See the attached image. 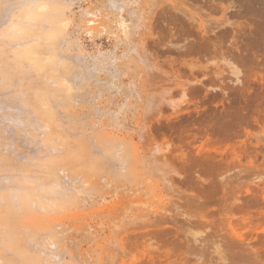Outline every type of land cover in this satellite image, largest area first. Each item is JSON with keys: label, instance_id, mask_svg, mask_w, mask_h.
Masks as SVG:
<instances>
[{"label": "rangeland", "instance_id": "rangeland-1", "mask_svg": "<svg viewBox=\"0 0 264 264\" xmlns=\"http://www.w3.org/2000/svg\"><path fill=\"white\" fill-rule=\"evenodd\" d=\"M2 1H1L0 5L3 3ZM13 1L16 2V1H20V0H13ZM13 1L12 0H8V1L7 0H4V2L6 3V5L3 6V4H4L3 3L2 6H0V8L1 7L2 8L3 7H5V8L7 7V9H8V6L7 5H9V3L10 2H13ZM66 1H70V3L66 6V9L62 10L64 12V13L63 12L62 13H63V17L64 18L70 19V21L72 22V23L70 22L69 25L67 26V28L65 29V33L67 31L66 36L68 34V36L65 37V38H67V40L69 39V41H67V43H69V46L66 43H63L61 40L59 41L60 38H58V40H57V42L59 41L58 44H60V42H62L61 47L59 48V46H58L59 50L61 51L64 48L66 50L64 53H60V54L61 55L62 54L63 55L65 54L66 56L63 57V55H62V56L59 57L60 54L59 55L57 54L58 57H56L54 59V61L52 62V65L51 66L45 64L44 66L40 67V70H39V68H36L35 69L34 67H32L27 61H21L22 63L21 62H15L14 57H13V54H11L12 53L11 52V49H8V47H7V46H9V44H7L8 42H6L7 40L4 37H3L4 40H0L1 41L0 45L2 44V42H4V43L7 44V45L6 44H3V45L0 46L1 47L0 48L1 49L0 50V64H2V65H0V67L2 66L1 67L2 69L4 67L3 76H5L4 80L3 81L1 80V81L4 84H6L5 87H3V88H6V87L8 88L7 90L5 89L6 92L10 91V89L11 90L13 89L12 90V93H10V96L19 95L20 94V93L18 94L16 92V89L17 88L23 87L21 90L24 89L25 91H26V89H28L27 92H25V93H28V94H25V96L24 95H19V96L27 97L28 99L30 98L29 100H32V101H28V99L25 98L23 101L25 102V100L26 99L27 100L24 103L21 100V98H23V97H21V98L20 97L18 98L17 96L10 97L9 95H6L7 98L5 99L4 96H5V93L6 92H5L4 89L1 88V86H3L2 85L3 83H0L1 84L0 88L3 91V93H4V96H3V93L0 90V94L2 93L0 95V97H2V98L4 97V99H5L4 100V99L0 98V105H1V103H5L6 102L5 105H7V103H8V105L11 104L12 107H11V105H10V107L12 109H14L16 107V105L18 107L19 106L18 104L20 103V105H22L21 107L26 108L27 106H25V105H27L30 102L28 104V106H29L28 108L30 110L27 108V114H28L27 116L22 115V114H25L26 113L25 112L26 109H23L21 107H18V110H20L19 108H21V110L23 109L24 112L23 111H20L21 112L20 113L19 111L17 112L15 110H11L8 107H7L8 108L7 109L4 104L0 106V108L2 107L1 109L4 110V111H2V110L0 111V112H2V116H4L3 115V112H4V114L6 113L5 114L6 117L4 116V118H3L5 122L0 117L2 119V120H0V126H1L0 127V131H1V128L4 129L5 131H7L6 128H5L7 125H8L7 127L10 128V130H8V133L7 134H4L6 136V138L2 134V131H4V130H2L0 132L1 133V135H0V142H3L4 139L7 141V142L4 141V143H2L1 146H3V147L0 146V150H1V152H0V156H1L0 157V168H1L0 169V174L1 175L3 174L5 176V177L2 176V178L3 177H4V179L6 178V181H3V179L1 180V178H0V186L3 185V190L1 188V191H3V192L1 194L3 196H5V199L7 198L8 202L14 203V202H16V200L15 199H11L12 193L10 191H13L12 190L13 189V186H11V185H14L15 187L21 188L22 190L25 187L26 188L32 187L31 183H35V184L39 183L40 186H43V187H45L44 185H46V184L47 185L48 184L50 185L52 183V180H54V179L49 174H47V173H50V170H49V166H45V165H47V164L50 165L49 164L50 163L49 161H50V159H52V157L54 158L56 156L63 155V156H67L68 157V160H70L73 163V167L69 163H66L67 165L65 164L64 166H65L66 169L68 168L67 170H65V169L63 170L62 169V168H64V166L61 167L62 170H57L60 167H58L56 169L57 172L55 171V176L57 178L55 176H54V178L59 180V181L58 180L57 181L60 182V188L63 186V185H61V183H64L65 182V181H62L61 182V179L64 178V176L68 175V173H71V174L72 173H74V174L76 173V172H74L76 170V167L74 166V164L77 166V168L78 167L80 168V169L78 168L77 170L79 171V175H81V177H78L76 175L77 174L76 173L75 175L78 177V180H76V183L77 184L74 183V182H72L73 179L71 180L72 185H70L71 184L70 181H69L70 184H69V182L66 183L67 184L66 187L69 184V186L66 188L67 190H69V192L66 191V189L64 188L65 186H63L61 188L62 190H59L58 189V191L62 192L63 189H64L66 191L65 193H67V194H64V195L67 196L70 193V190L75 189V188H78V187L79 188L80 187H83L82 188L83 190L78 188L79 190L78 189L74 190V193L73 194L71 192L72 195H75L74 198L69 194L67 197H64L65 200L66 201L69 200V202L71 203V201L72 202H74V201L75 202L76 201H78V202L81 201L82 202L83 200L86 199L87 201L85 200V203L87 202L88 205H89V203L90 204L92 203V204L88 207L87 204L85 205V203H83V202L82 203L84 205L83 204L81 205L80 202L78 204H77V202L76 203L75 202L74 203H71V204H69L70 207L67 206L69 208V209L68 208L67 209L68 210L71 209L72 211L71 210L70 211L72 213H69V211H68L67 213L65 212L66 214L63 213V214H60V215L59 214L55 215L54 213H53L54 215H52L51 213H49L50 215H48V213L45 210H44L45 212H43L42 210L41 211L39 210L40 209V206L38 204H37L38 206L36 205L37 207H34L35 205L34 206H31V202L29 203L31 209L28 206V204L25 206V208H24L23 211H21V210L18 211L15 208V213L17 215L16 218L20 216V220H21V217H22V220L26 219L25 220L26 223H29V224L32 223V222H33L32 224L39 223L40 222L39 219H43L41 217H44L43 215L46 213L45 214V217H46L45 219H49V218L50 219H56L57 217H59L60 219L57 218L56 221H57L58 225L62 227V228H60L58 225L56 226L57 223H56V221L53 220L54 222H53V225L52 226H54V228L52 227L51 231H53L52 234H54L55 238L58 240V241L56 240L58 242V243H56V245H58V246L55 245V248H58L59 247L58 248L59 251L56 250V249H55L56 250L55 251V250H53V248L51 246H48L47 245V243H48L47 240L49 239L48 237H50L49 235L51 234L50 233L51 231H47V230H45V231L42 230L41 231L40 229H36L35 226H32L34 228L30 229V231L32 230L31 233H29L30 232L29 230H28L29 232L26 233L23 230V226H21V229L23 230V231L21 230V232L23 234V238L21 239V244H23V241H25L24 244L22 245V247L25 245V247H26L27 250L30 249V251L28 250V254H30V256H34L35 257L34 254L36 253V256H38L40 258V260L42 259L41 260L42 263H43L44 260H48L50 262L53 261L54 264H57L58 261L60 262V259L62 260V263L61 262L60 263L58 262V264H63V262H65V261H66V263H64V264H71L73 261H75V262L77 261L78 264H82V263L83 264H104V263L105 264H110L111 261H112L111 259H113V260H116L117 259L118 260V261L117 260L114 261V263H112V264H122V263L123 264L124 263L125 264H131V263L132 264L133 263L134 264H143V263L144 264H147L146 262H148V264H150V263L151 264L152 263L156 264L155 262H157L158 264H165V263L166 264H255V263L256 264H258V263L259 264L260 263L261 264H264V257L262 256V255H264V243H263L264 242V239H263L264 238V218H263L264 217V215H263L264 214V212H263L264 211V208H262L261 205H260L261 207L258 206V205H255L256 202L254 201V196H253V194L255 193V190L258 191V193L260 191H263V192H260V193L261 194L262 193L264 194V65L263 66L260 65L258 67L257 66H254V67H257V68H254L251 71L245 72L246 73V76L248 77V80H247L248 83L247 84H249L250 87H251V90L249 91V94L247 95V97L245 99L239 98L238 96H236V97L230 96L228 98V100H225L224 98H221V94H222V91L223 90L220 87L214 86L213 84H211V83L208 82V80H209V78H211V76H209V75L203 76V74H202V71L203 70H205L207 68L210 69L211 67H213V64L211 63V61H210L209 58H206V57L199 58V57H196V56L195 57H193V56L192 57H187V58H184L186 60V63H185L184 61H181L179 59V57L173 52V49L177 47V41L174 40L173 38H171L170 33L168 32L167 28L165 27V23L163 22L164 21L163 20V11H164V8L166 7L165 1H162V0H133V1H136L137 3H134V5L132 3V5L131 4L129 5V7L127 6V9L125 11L119 13L120 16L118 15V17L116 16V18L114 17V19H113V15H116V13L115 14L113 13V12H115V10L114 11L111 10L112 7L109 5L110 3H108V0H66ZM129 1H131V0H129ZM16 6H18V3H14L13 7H12V3H11V7L13 8V10H10L9 12L16 11L17 10V9L15 10V8H17ZM131 6L134 9L137 8L135 10H136V14H137V12H139L138 13L139 16H137L135 14L132 17L130 16V11L129 10H131V8H130ZM9 7H10V5H9ZM68 7H70V8L68 9ZM83 9H85V10H83ZM94 9L95 10H98V11L100 10L98 12V16H99L98 22L101 24V26H104V28H102L101 26H97L93 30V32L91 33V35H89L86 32V30H85V28H86L85 27V24L82 22L83 21V13L85 11H95ZM0 10H2V9H0ZM3 10H5V9H3ZM141 11H143V12H141ZM140 12H141V14H140ZM0 13H1V11H0ZM3 13L4 12H2L0 14V16L3 15ZM212 14H213L211 16L212 18L210 17V19H213V20H217V19L219 20L222 17L221 16L222 14H220L218 12H215V13L213 12ZM128 15H129V17H128ZM5 17L6 16H4L2 18L4 20H6ZM137 17H138V20H139V22H138L139 23V26L138 25H135L134 27L136 28L138 26L137 27L138 28V31H140V29L143 28L141 30V32H143L145 30L143 33L140 32L141 34L140 33H135V32H137V30H134V33H133V35H134L133 38L135 37L133 40H135L134 43L136 44V48H138L137 52L142 57V59L145 58L144 59L145 62H142V63L140 62L141 60H138L139 59L138 58V54L133 53V52L129 53L128 52L129 47H127V45H125L123 42H121L122 37H121V34L119 32L120 30H119V27H118V19H122V20H124L125 22H128V23L131 22V20H132V22L135 24V21H137L136 20ZM84 19H85V17H84ZM76 23H78L80 25V26L78 25L77 28H76V25H77ZM80 23L83 24L84 26H82ZM140 23H141V27H140ZM146 23L148 25L147 28L149 27L148 29L145 27L146 26ZM70 24H71V26H70ZM0 26L1 27H4V26H2V24H0ZM44 27L46 28L47 25L44 24V26H42V28H44ZM139 27H140V29H139ZM81 28H82V30H80ZM0 30H2V28H0ZM135 34H136V36H135ZM64 36H65V34H64ZM0 38L3 39L1 37V35H0ZM74 42H75V45H74ZM3 46H5V47H3ZM43 47L46 49L45 51H47V47L46 46L42 45V46L39 47V53H40V55L42 57L45 54V52L43 54H41L42 53V49L44 50ZM62 47H64V48H62ZM4 48H5V51H4ZM9 48H10V46H9ZM58 48L56 50L57 53L60 52L58 50ZM6 49L7 50H10L9 53H8V51ZM166 50H168L169 52H165ZM148 52H152L153 56L150 53H148ZM4 53H7V54L5 55ZM111 53L118 59V61L116 62V65L119 66V68H120L119 71L121 72V75H120V84L124 85L125 87H127V84H129L128 85V88L131 87L132 84H133L134 87H137L139 89L138 90V93L141 92V95L140 96H141V99L142 100H140L138 97H136L135 96L136 95L135 93H132V92L128 91L127 90L128 88H126L125 90L122 89V91L119 93V92L115 91V89H110L109 90L107 87H105L104 82L109 80V78L107 77V75L110 76V74L108 73L107 70H110V69L112 70L111 67H108V68L105 67L103 70L102 69L101 70L100 69H95V70L94 69H91V68H93V67H90L92 65V63H93V61H91V58L93 57V55L94 56H97L98 54H111ZM67 55H68V57H67ZM78 55H79V57H81L80 59H78L79 58ZM61 57H62V59L64 58L63 61L65 62L66 66H67V64L69 65V63L74 62L75 68L77 66L76 69H73L74 72H72L73 70L70 71V69L73 68L72 65H71L72 66L71 68H70V65L68 66L70 69H66L68 67H65V65H64L65 69H63L61 67V64L62 63L58 64L59 60H57V59H61ZM65 57H67L68 59H66ZM72 57H73V59H72ZM75 57L77 58V60H76ZM74 58H75L76 61L74 60ZM65 60L67 62L69 60V62L67 63ZM71 60H72V62H71ZM1 61H3V62H1ZM75 62H77V63H75ZM103 62H105V61H103ZM150 62H151V64H150ZM53 63H57V65L55 64V66H54ZM154 63L155 64H158V65H153ZM188 63H192L194 65V67H190L188 65ZM3 64H4V66H3ZM22 64H24L23 66H26V67H22ZM147 64L148 65H151L152 68L155 67V68H153V70H151L152 72L159 73L158 75H160L161 73H163L162 76L165 79L167 78L166 80L169 81L167 83H172L171 81H174V79L176 78V75H178V76H184V77H181L184 80L185 76H187V77L190 76L189 73H190V69H191L192 71H194V75L197 77V80H200L203 83H208V85H211V87H209V91L208 92L209 93H215L214 95H212V96H214V99H212L211 98L212 96H210L209 97L210 98L209 101H206L204 103L202 102L201 104L199 103L197 106H194L193 103H191V101L186 100V99L185 100L177 101L178 104H180V108H181V110L177 114L176 113L174 114L173 113L174 111L170 110L169 108H165V109H168V111L164 109L162 112H158L154 108H151V109L148 108L147 109L146 104L144 105L146 96L147 95L148 96H150V95H154V96L159 95L160 94L159 88H158V91H156V92L154 91L155 90L154 88H156V90H157L156 84L159 87L162 84V83L160 84V83H157V82L154 81L155 77H156V79H155L156 81L159 80V78H157L158 75L157 74L153 75V73L151 74V72L148 71V69H150V68L145 67V66H147ZM84 65L87 66V68L89 67L88 73H91V75L88 77V75L85 76V74H84V77H82V79L83 78L84 79L82 81L86 82V84L84 85L82 83V87H83V85H84V87L81 88L80 87L81 86V82H77V81H80L81 79L78 80L75 77L76 76L80 77V73L83 72L82 66H84ZM78 66L79 67L81 66V67L78 69ZM157 66H159V67L157 68ZM6 67L8 68L9 71L6 69ZM16 67H17V69H16ZM18 68L20 70H18ZM5 69H6V71H5ZM53 69H54V71L58 72V74L60 73L59 74L60 75L59 77H65L64 74L66 73L67 75L66 74L65 75H66V78H67L68 77V74H69V72H67V71L72 72V74H69V77H70V75H73V73H74V75H75L74 76V80L77 79L76 82H77V86L80 85V86H78L79 88L77 86H75L76 83H74V82L72 83V85H74V86H71V88L74 87V89H73L74 91L69 90L70 87L68 88V86H64V85L62 86L60 84H59L60 85L59 86L56 83V81H55V79H57L58 76H55L54 73H51V72H53ZM16 70H18L17 72L19 74L16 72ZM58 70H60L61 72L63 71V72L61 73ZM10 71L12 72L11 74H10ZM13 71H14V73H17V75L16 74H13ZM20 71H21V73H20ZM42 71L45 72V73H43ZM47 71H49V73ZM64 71H65V73H64ZM145 72L150 73V75L152 77H150L149 74H147ZM83 73L88 74L87 71H86V67H85V71ZM83 73H82V75H83ZM36 74H38V75H36ZM243 74H244V71L242 70V74L240 76H242ZM21 75H22V77L24 76V80L26 78H28L29 76L32 77V78H28L29 80L32 79L31 82H26V81H29L27 79L24 81L23 78L21 77ZM43 75H45L44 76V79H43ZM61 75H63V76H61ZM13 76H14V78H13ZM46 76H48V77H46ZM153 76H155V77H153ZM11 77L14 80L16 79L17 82H20V83H21L20 80L22 78L23 83L26 82V84L25 83L24 84L21 83L20 85L18 84V86H17L16 80L15 81L12 80ZM49 77H51V78L54 79L55 84H57L56 87H55V84L53 82V79H51ZM72 77H70V78H72ZM19 78H20V80H19ZM33 78L36 79V81L34 79V82L35 83L33 82ZM149 78H151V79L153 78V79L150 81ZM45 79L46 80L49 79V80H52V81L50 82L48 80V84H46V80ZM147 79H148V82H147ZM10 80L13 81V82H11ZM74 80L72 78L71 81H74ZM39 81H41V82H39ZM68 81H69V78L67 79V85L69 84ZM165 81H164V83H165ZM9 82L11 83V85L13 83V85L11 87H9V85L7 86V83H9ZM14 82L16 84H14ZM49 82L51 83V85L53 84V87L51 85H49L50 84ZM43 83H44V86H43ZM22 84H23V86H22ZM152 84H154V85H152ZM26 85H29V86L31 85V87H29V86L26 87ZM45 85H46V88H44ZM70 85H71V82H70ZM47 86H49V88ZM50 86L52 88H55V89H53L54 91L50 88ZM133 86H132V88H133ZM60 87H62V88H60ZM75 87H77V90H76ZM95 88H97V89H95ZM228 88L229 87H227L225 89V92L232 93L234 91V89L227 90ZM39 89H40V92H35V90L36 91L37 90L39 91ZM148 89H149V91H151V94L148 91ZM21 90H20V92H21ZM24 90L21 92V94H24L23 93ZM29 91L32 92L31 95L32 96L34 95L33 97L32 96H29L28 97V95H30V92ZM46 91H48V92H46ZM56 91L59 92V93H57ZM75 91L77 93H75ZM99 91H100V93H99ZM14 92L16 94H14ZM60 92H61V94H63V98H61V97L58 98V96H54V95H56V93L61 96ZM71 92L73 94H71ZM97 92L99 94H96ZM154 92H155V94H154ZM41 93H43V94H41ZM47 93H49V95ZM67 93H68V95H67ZM69 93L71 95H74V97L73 96H70ZM156 93H157V95H156ZM8 96H9L10 99L11 98H14V99H12L14 101L10 100L11 101L10 103L7 102ZM40 96L43 98L42 100L39 99ZM43 96H45V100H44V97ZM46 96L48 98L50 97L51 99L50 98L48 99ZM52 97H54V99H52ZM64 97L65 98L68 97L67 99L70 100V101L72 99L74 100V98H77V99L74 100V101H71L72 103L69 101L70 104H72L71 107H70V104L68 105V103H66V102H68L67 99H66L67 101L66 100L64 101V103L66 105H64V104L62 105L61 104L62 105L61 106L59 104V102L62 101V99H65ZM15 98L16 99H19L21 102H18L19 101L18 100L17 101L18 104H17V102L15 104L12 103V102H15ZM57 98L58 99H61L58 102V104L56 103V101H58ZM174 98L177 99V96H175ZM46 100L48 102L50 101V103H52L51 101H55V102H53L54 105L53 104L52 105H49L50 104L49 103L48 106H46L45 108L42 107L43 104L46 105L45 103H48ZM35 102H36V104H35ZM73 102H74V104H73ZM21 103H23V104H21ZM61 103H63V102H61ZM13 104L15 105V107H14ZM38 104H39V108H38ZM56 104L58 105V108H56V109H58V111L60 110V112H62L63 111L62 109H64V111L67 114L66 113L64 114L63 113L64 111H63L62 114H60V113H59L60 115L57 114V115H59V117H58L55 114L56 111L52 109L53 107L56 106ZM141 104H143V105H141ZM49 106L52 107V108H50ZM60 106L63 107V108H59ZM68 107L71 108L70 111H67V110H69ZM4 108H6V110ZM37 108H38V110H37ZM65 108H66V110H65ZM28 110L33 113V115H31L33 117L37 114V116H35L36 119L34 118V120H35V122H41L40 123V126L41 127L44 125L45 122L46 123L48 122L47 124H48L49 128L51 126L50 130L48 131V134L50 135V139H51L50 143H43V145H42V140L44 139V134H42V133H45V131H43V130H41L43 132L39 131L41 127L40 128L39 127H36V123L35 122L33 123L35 125H33L30 122H27L29 119L28 118H25V117H28L29 114H31V113L28 112ZM35 110H37V111H35ZM7 112H10V113H7ZM12 112H13V114L10 115ZM41 112H43V113L41 114ZM68 112H69L70 115L68 114ZM16 113H18V114H16ZM15 114H16V116L19 115V114L21 115V116L19 115V117L17 116L18 117L17 119L20 120V121L18 120L19 122H22V123L24 122L25 123V121H26V127H25V129H24L25 124L23 123L24 125H22V123H21L20 124L21 127H20L18 121H16L18 123V126L16 125V127H12L10 125L11 122H13L14 124H16V122H14V120L16 119V117L13 116ZM52 115H53V117L57 116L58 118H60L61 115H63L61 117H64V115H66L65 117L67 118V116L69 115V117L72 116L73 118H75V122H74V119H73L72 122L75 123L77 127L76 126H73L74 124L71 122V120H70V123L73 124L71 126L72 127H75V130H76V128L77 129L79 128L77 130V131H79V134H78L77 131L75 133V130H73V129L72 130L74 131L75 134L71 130H68L69 131L68 132L67 130L63 129L64 125H65L64 128H67V129L70 128V127H68L70 125L67 126V123H68L69 120L68 121H65V120H67L65 117L63 119L65 121V123L62 121V123H64V125H63L58 118L54 120V118L52 117ZM229 115H231V117H232V124H235L236 123L237 126H238V128H236L234 125H230L231 126L230 127V130H225L224 135H220V136L215 133V134H213V136L211 135V136H207V137L206 136H203V135L201 136L200 134H198L197 135V138H195V139L194 138H179V136L177 135L176 130L175 131H172V130H170L168 128V126H170V127H176L179 124L184 125L187 128L188 126H190V123L192 122L193 119L196 120L198 117H200V122L202 123V125L200 124L199 128H202V127L204 128V125L206 123V125L208 126V128H212L214 130V128H217V125L218 126H221V124L223 122H224V126H225V124L226 125L229 124V118H228ZM7 116H9V118ZM31 116L29 118H31ZM207 116L211 117L212 119L210 121L205 122V120L207 119ZM10 117H13L15 119L13 120ZM22 117H24V118H22ZM33 117H32V120H33ZM5 118H7L6 120H8V119L10 120L11 119L13 121L10 120L11 122L8 123V124H6L7 122H6ZM20 118H22L23 120H21ZM76 118L77 119L80 118V119L76 120ZM24 119H27V120H24ZM38 119H39V121H37ZM60 119L62 120V118H60ZM80 120H82V121L80 122ZM31 122H33V121H31ZM42 122H44V123H42ZM55 122H56V125L53 127L52 125ZM1 123H5L6 125H3ZM29 124H32V125L29 126ZM59 124H61L60 127H58ZM167 124H168V126H167ZM38 125L39 124L37 123V126ZM62 125H63V127H62ZM91 125H93V127L95 125H97L100 128L105 126L106 128L104 127V129L101 128L102 130H99V128L97 126H95L96 128H98L97 131L99 130V132L96 134L95 132H97V131L94 130L96 128L95 127L92 128ZM3 126H5V127H3ZM31 126H35L36 127V128L33 127L34 130L39 128V130H36V132L38 134H42L43 135V138H40L42 136L39 135L40 137L39 136L37 137L38 140L35 139V138H33L35 140L34 141H31L32 140V137L31 136L34 133V132L33 133L30 132L31 130L34 131L33 128L32 129L31 128H28V127H31ZM83 127H85V129L86 128H88V129L85 130ZM129 128L131 129V131H130ZM51 129H53L52 131H54V132L57 131V132L54 134V132H52ZM55 129H56V131H55ZM62 129L64 130V132L66 131L65 134H64L65 136H66V134L68 135V133L71 136H72V134H74V135H77V134L80 135V133H84V134L80 136V138H81L80 140L77 138L80 142L77 141L78 143H76V141H75L76 140V137L74 135L73 136L75 138H73V136H72V138L75 139V140H73L71 137H70L71 139L68 138V136H67V139H65L66 137L64 135H63L64 137L62 136V134L64 133V132L62 133V131H63ZM138 129H139V131H142V132H139ZM18 130L20 131V133H19ZM24 130L26 132L28 130L27 133H28V135L30 133V137L31 138L29 136H27L28 137V141H25V140L22 139L24 142L21 141L20 143H22V145L24 146V148H23L22 146H20L19 142H17V141H19L20 136L22 137L21 134L24 132ZM104 130L106 131V133H108L109 136H111V135L113 136V137L111 136L110 138L108 137L109 139H107V140H109V143L108 144L106 143L108 146H111L110 139L113 140L114 139V135H115V138L118 137L117 141L120 140V139H122L123 141H126L127 140L128 143L125 142L126 145H124V146L126 147L128 145L127 148L128 147L129 148L131 147V150L132 149L134 150V147L137 145V147H135V148L137 150H139V151H136L139 154L142 153L144 155V153L147 154L149 152L150 153L154 152L152 154H154L155 157L156 156L158 157L157 154H160V152H159L160 150H161V153L164 152L162 150H166V151L168 150L167 152L168 153H171V155L173 154V156H174L176 154L177 156H174L176 158L175 159L176 160L175 163H174V158H171V155L168 154L170 156L169 158L170 159H173L172 160L173 162L172 161H170V162L174 163V165H172L168 161V159H167V162H169V164L167 163V166L166 167L168 169H166L165 172L169 171L170 173H165V172L162 173L164 171V169H165L164 164H162L164 160H161L162 163L161 162L159 163L160 160L157 161V163H159V165L157 163H155V166L152 167V168H151V166H153L152 164L151 165L149 164V166H148V164L147 165L145 164V166H143L142 164H140V163L143 162L142 161V162L139 163L140 165L138 164L139 166H136V167L138 168L139 172L140 173H143V174H140L139 172H138V174H139V176L140 175L143 176L146 173L147 174L144 177H141L140 176L141 178H139L138 177V174L136 176V174H134L133 171H130V168L129 167L130 166L131 167H134L133 166L134 163L132 161H130V160L124 159V151H121L122 148H119L118 147L119 148V153L121 154V155H118L119 153L116 152L118 149L116 150L113 147L115 145V143H113L114 141H112L113 144H112L111 147H107V145L102 146V147H105L106 150H104L102 147H99V148H102L103 149V151H100L102 149H99L98 148L97 143L99 144V146H101L102 144H104L102 142V139L103 140H106V138L108 136L107 134L105 136V131ZM145 130L147 132H145ZM59 131H60V133H59ZM80 131H82V132H80ZM88 131H90L92 134L94 132L95 133L94 135L96 136V138L103 137L101 139V141H100V143L101 142L102 143L100 144L97 141V139L95 138V136L90 137L89 136L90 135V132H88ZM101 131H103V132L101 133ZM26 132H24V134L27 135ZM36 132H35V135H33V136L38 135ZM138 132H139V134H138ZM10 133H11L12 137L15 134L14 137H13V141L15 143H13V141H11L12 140L11 139L12 138L11 136H10V140L7 139L9 137ZM17 133H18V135H16ZM24 134H23V136H24ZM53 134L55 136H53ZM86 134H88V135H86ZM120 134L123 137L122 136H119ZM26 135H25V137H26ZM99 135H102V136L100 137ZM138 135H140L141 137L138 136ZM146 135H148V137ZM18 136H19V138H18ZM56 136H57V139H55ZM86 136H89V137L87 139H85ZM129 136H130V138H129ZM25 137H24V139H25ZM59 137H61V138L59 139ZM127 138L128 139H131V140L133 139V140L131 141V140H128ZM136 138H138L140 142ZM82 139L84 141H86V145H88V144L91 143V141H90L91 139H93V140L96 139V140H94V142L92 141V144L95 145V148H94V145H92V144L88 145V146H91V145L93 146V147L91 146L90 149H87L88 147L85 145V143H84V145H80V143L83 144V142H84V141L82 142ZM26 140H27V138H26ZM54 140H56V141H54ZM72 140L74 141V143H73ZM87 140H89L88 141V144H87ZM107 140H106V142H107ZM9 141L12 142L13 144L12 143H9ZM29 141H30V143H31L32 146L29 145L30 148L28 149V153H27L25 151H27L26 150L27 149L26 147H28L27 146V142H28V144H30ZM147 141H148V143H146ZM32 142H35L36 144L39 143V145L40 144L41 145H40V147L35 148L36 145L34 143H32ZM132 142L133 143L135 142L134 145H133ZM5 143H8V144H6L4 146ZM24 143H25V145H24ZM142 143L144 144V146H143ZM9 144L12 145L11 150L13 149V150H17L18 151V152L16 151L17 153L15 152V154H17L18 157L23 154L22 155V161L17 156H13L15 154L13 153L14 151H11L10 150V146L11 145H9ZM123 144H124V142H123ZM257 144H258V146H257ZM16 145H18V146H16ZM58 145H59V147H58L59 150L56 147ZM66 145H67V147H66ZM41 146L43 148L46 147L45 148L46 149V153L48 151H50L51 148L53 149L55 147L54 148L55 150L53 149L54 151L51 149L54 152V154L51 153L52 151H50V154H51L52 157L50 156L49 153L46 154L45 151L42 150V147ZM75 146H78V147H75ZM81 146H83V147H81ZM17 147H19V148H17ZM60 147H62V148H60ZM115 147H116V145H115ZM145 147H146L147 150L145 149ZM3 148H5L6 150H8V152L10 150V153L11 154L13 153V155L11 156L9 153H5L7 151L5 149H3ZM40 148H41V150H37V149H40ZM70 148H72V149H70ZM96 148L99 149V150L97 149V153L100 151L101 153H104V154H105V152L108 149V152H109V155L110 156L109 155H107V156H109L110 161H112V158L113 157L116 158L118 156V157H122L124 159V160H122V159L121 160L123 161V163L125 162L126 165L125 164H123V165L121 164L120 165V163H122V162L119 160L120 163H118V161L116 160V159H118V157H117L115 159L116 161L114 160V163H115V165H119V166H118V168H117V166L114 168V166H113L114 164H113L112 165L113 167H112L111 164H110V161L108 160L109 162H107V157H106V159H104V158L101 157L102 154H100V152L98 153L100 155H96V153L94 154V152H92V151H95ZM138 148H140V149H138ZM158 149H160L158 151L159 153L158 152L155 153L156 150H158ZM85 150L86 151L91 150L90 153H91L92 156H94V157L97 156L96 158H98V157H101V158H99V160L94 158L95 159L94 160L90 156V154H89V157H91V158L88 159L89 157H86V155L88 156V154H87V152H85ZM114 150H116V151H114ZM29 151H30V153L32 152L31 156H30ZM35 151H37V152H35ZM39 151H42V153L44 152L47 155V158L48 159H46V155H45V157L43 159L42 156L44 155V153L43 154L41 152L39 153ZM57 151H61V153L60 152H57ZM110 151L111 152L114 151V152H112V153H114L113 155H116L117 154V156H112ZM204 151H206V155L202 154V152L204 153ZM19 152H22V154L19 155L20 154ZM25 153H27V154H25ZM33 153L34 154L36 153V155H39V156H36L35 155L36 157H38L36 161H33V159H32V158L35 157L33 155ZM58 153H60V154H58ZM183 153H184V157H191L194 160H196V159H202V160H204L208 156L209 157L215 156V157H217L216 159H222V160L226 161V163H224V165L223 164H220V166H217L213 170L208 169V165H210L209 163H207L206 166H204V167L203 166H198L199 168L198 167H196V168L195 167H192V169H188L187 167H184V165L181 163L182 159L180 158V156L178 157V155H182V157H183ZM106 154H107V152H106ZM106 154H105V156H106ZM26 155H28L30 157H28ZM211 155H213V156H211ZM23 156L24 157L26 156L25 160H27V158H30L28 160H31L32 159V161L25 162V160H23V158H24ZM9 157H11V158H9ZM13 157L14 158L16 157L17 160L14 159ZM41 157H42L43 160L41 159ZM166 157H167V155H166ZM86 158L88 160H86ZM2 159L3 160L5 159V162L4 161H1ZM103 159L109 165V167L107 166L109 168V170L111 172H114V173L111 174L110 171L107 170L108 168L104 167L105 165L102 166L104 163H106L105 161L103 162ZM11 160H13V161H11ZM34 160H35V158H34ZM41 160H42V162H41ZM14 161H16V162L19 161V163L16 164ZM94 161L95 162L97 161L96 162L97 165L95 164ZM128 161H129V165H127L128 164ZM29 162H32V163H29ZM101 162H103V163L101 164ZM131 162H132V165H130ZM5 163H6V165H5ZM34 163L36 165L39 164V166L42 165V164H44V166L38 167ZM89 163H91L90 165L92 167L89 165ZM111 163H113V162H111ZM164 163L166 165V161H164ZM9 164L10 165L12 164L13 166L12 165L10 166ZM19 164H21V165H19ZM87 164L89 166H87ZM156 164L158 165L157 169L159 168V170L155 169V167L157 166ZM160 164H162L163 167L162 166L160 167ZM200 164H202V163H200ZM14 165H16V166H14ZM99 165H100L99 171H100L101 166H102L104 169L102 168L101 171L103 172L104 170L105 171L107 170L109 174L108 173L105 174V172H103V173L100 172V174H101L102 177L101 176H98L97 174L95 175V173H97V172L99 174V171H97ZM124 165L127 166V167H125ZM168 165H169V167H168ZM170 165H172L171 167H174L173 168L174 171L171 170ZM84 166H86V167H84ZM93 166H95V167H93ZM110 166H111V168H110ZM120 166H122V167H120ZM119 167H120V169H119ZM124 167L126 168V171H125V168ZM144 167H145V169H144ZM146 167H147V169H146ZM212 167H214V165ZM33 168H36V169H33ZM85 168L86 169L88 168L90 170L91 169L92 170L93 169H96V171H94L95 173H93L92 170L91 171L90 170L88 171V169L86 170ZM141 168H143L142 169V172H141ZM7 169H8L7 172H9L10 169H11V171L13 169H14V171L16 170L15 172H13V171L11 172L10 171V173L12 174V177L10 176V173L8 175L5 172ZM43 169H45V170H43ZM69 169H72V170L69 171ZM73 169H75V170L73 171ZM84 169L86 170V172H84L85 171ZM116 169H118V170H116ZM160 169H163L162 172L160 171ZM36 170H38V173H36L37 172ZM39 171H40L41 174L39 173ZM59 171H66V172H63V174H64L63 175V174H61L62 172L59 173ZM144 171H145V173H144ZM156 171L157 172L159 171V174H161V176ZM223 171H224V173H223ZM22 172H24V174ZM29 172H30V174H29ZM82 172L86 176L84 174H81ZM129 172H130V174L132 173L134 175L131 174V177H130L129 176L130 174H128ZM151 172H152L153 177H151L152 176L150 174ZM153 172L157 174L158 178H156V179L154 178L156 174L154 175ZM19 173H21V174H19ZM26 173H27V175H26ZM65 173H67V174L65 175ZM13 174H15V175H17V174L21 175L22 180H20L21 177H19L18 175H17L18 177L15 176V175L13 177ZM71 174H69V176ZM88 174L90 176H88ZM113 174H115V175H113ZM162 174L164 175L163 178H165V174H168V175H166L168 177L167 178L168 183H165L166 181H165V179L162 178V176H163ZM28 175L30 177H33L34 176L33 177L34 179L32 178L34 181L30 177H27ZM60 175L62 176V178H60ZM107 175H109V176H107ZM116 175H118V176L119 175H122L124 177H125V175H127L125 178H127L128 180H129V178H133L135 176L133 178V182L134 183L131 182V184H129L130 185V189L127 186L128 185V180L127 181L124 180V177H122V176H121V179H118L116 177ZM35 176L38 177V178H36ZM71 176H73V174ZM71 176H70V179L72 178ZM91 176H93V177L91 178ZM114 176L117 178V180L119 182H117V180H115L116 178H114ZM169 176H171V178H169ZM39 177L41 179H39ZM46 177H48V178H46ZM68 177L66 176V178L63 179V180H66L67 181ZM77 177L74 176L73 178H77ZM98 177H101V179L98 178ZM105 177H106V179L108 178V180H110V182L108 180L104 179ZM110 177H113L115 182L113 181V178L111 180ZM136 177L138 179V183L140 182V184H141L140 186L136 182V180H137V179H135ZM146 177H148L149 179L146 178ZM15 178H16V180H14ZM18 178H19V180H18ZM145 178H146V180H148L146 182L147 184H149L152 181V183L149 184L148 186L151 185L150 187L152 189H153V187H155V189H157V191L155 189H153V191H155V192H152V190L150 189V192H149V193H151L150 195L147 194V192L144 193L145 192L144 189L146 187V184L143 181V179L145 180ZM150 178H151V180H150ZM161 178L163 180H161ZM42 179L45 180V181H42ZM103 179H104V182L102 181ZM139 179L142 180L144 183L142 181H139ZM169 179L170 180L172 179V180L170 181ZM7 180H10V181H7ZM37 180H40L41 182H39V181L37 182ZM80 180L81 181L82 180H85V181H87L86 183H88V184L86 186H83V184H80V185H82V186H80L79 185ZM160 180H161V182H160ZM24 181L26 183H27V181H29V183L26 184ZM77 181H79V182H77ZM169 181H170V183H169ZM43 182H45L46 184L43 183ZM101 182H102V184H101ZM111 182H114V184L116 186L114 184H112ZM17 183H18V185H17ZM106 183L109 184V185H107V187L105 188L103 186V184H106ZM119 183H121V185H119ZM129 183H130V181H129ZM155 183H159V184H155ZM42 184H44V185H42ZM73 184L75 186H77V187H75ZM133 184L134 185L136 184L135 186H137V187L139 186L138 188L140 189V191L137 189V187H136L137 190L135 189L139 193H135L136 191L134 190V188L132 189ZM122 185L125 188L124 187L123 188H120V187H122ZM72 186H74L75 188L72 187ZM141 186L142 187L145 186V187L144 188H141ZM148 186L146 187V189L148 188ZM158 186H160V187H158ZM171 186L174 187V188H176V189L171 188ZM6 187L8 188V190H7ZM33 187H35V186H33ZM118 187H119V189H117ZM166 187H169V188L166 189ZM149 188H148V190H149ZM162 188H163V190H162ZM141 189L143 190V192L141 191ZM4 190H5V192H4ZM77 190L79 192H77ZM81 190H82V192L84 191L85 193H82ZM127 190H131V191H128V192H131V193L134 192L135 194H138V195H134L133 196L134 193L133 194H130V195H132V198L128 194L124 195L127 192ZM148 190H146V191H148ZM169 190H171V191H169ZM175 190H176V192H175ZM76 192H77V195H76ZM122 192H124V193H122ZM156 192L161 197L160 198V202L157 201L159 199V195L157 197L156 196L157 195ZM63 193H61L62 194L61 196H64ZM143 193H144L145 196L143 195ZM115 194H116L117 197L115 196ZM152 194L154 195V199H152L153 198ZM175 194H176V197L174 198L175 199V202L174 203H176L177 204V207H179V208L176 211L172 212V214L173 213H176L177 218L179 220L184 221L188 217L190 218V212H189V214H187L185 211H187L188 207L191 206V218L189 219V221H191L192 223H194V226H193L194 227V230H196L197 232L198 231L201 232V237H205V236L210 235L212 233L214 227H216V225H218V223H220V225H222V228L224 227V230L222 231L224 233L223 234L221 233V234L224 235L226 238L229 235V233H231V232H229L230 230H233L235 232V234L236 233L237 234L241 233L239 235L242 238L244 237L243 239H244L245 242L244 241L243 242L246 245H248V243L250 244V245L247 246V248L249 247V250L247 249L248 252H246L245 250H243V251L240 250V249H245L243 247V248H238V250H236V252H238L240 250L239 251L240 253L236 254V252L234 251L235 249L233 250L234 252L231 251V250H227V249L225 250L226 245L224 244V254H225L224 255V259L225 260L219 261V263H218V260L215 261L214 259L210 260V259L205 258V257L204 258L203 257L201 258L199 256H196L195 253H193L190 250H187V253H189V254L184 255V252L183 251L186 252V249L184 247H182V244L180 245V242L181 241H180L179 237L176 236V235L174 236V229L172 228V225H165L167 223L161 224L162 228L159 227V226H157V227L147 226V223H148V225H150V221H153V218H150L149 217V216H151L150 213L146 212L148 210V208L146 207L147 210H145L146 208L143 207L144 210H142V207L140 209V206H139L140 204L138 205L139 207H137V206L132 205V203H131L132 202L131 200L132 199L135 200L136 197L140 198V200L143 199V201H145V200L147 201L148 198L149 199H152V200H149V201H150V203H152V205L155 203L153 206L149 203V201L145 202L146 203L145 205H147V203H149V205L152 207V209H150V208L149 209L151 211H153V207L155 205H157V202H158V205H159V203L161 204L162 201H164L161 204L162 206L159 205V206L154 207V211H157V210L160 211V209H162L161 211L163 213V208H162V207H164L163 204L166 201H170L171 198H172V196H175ZM147 195H149V196H147ZM69 196H71V198L74 199V200H70ZM113 196L115 198H113ZM150 196H152V197L150 198ZM45 197H47V196L46 195L44 196V199L42 200L43 202H45V199H46ZM78 197H80V198H78ZM126 197H128V199ZM156 197L158 199L155 202L154 200L156 199ZM180 197L186 198L188 200V202L186 204H184L185 202H183V200H180ZM82 198H85V199H82ZM162 198H163V200H162ZM237 198L239 200H237ZM124 199H127V200H124ZM236 200L238 202H236ZM178 201H179V203H178ZM125 202H126V204H125ZM95 203H97V204L99 203V205H98L99 208H97V210H99L101 213L99 211H96V210L93 211L94 210L93 208H95V206L97 205ZM108 203L110 204V207H108L109 206ZM0 204H1V206L4 205L3 203H0ZM100 205H105V206L102 208V206H100ZM120 205H122V206H120ZM145 205H143V206H145ZM74 206H75L76 211L73 209ZM79 206L80 207H82V206L88 207L89 209H91V211L88 210L89 211L88 212L86 210L87 209L86 208L85 210L87 212H84L85 210L83 208H81V210H83V212H84V213H82V211L80 212V210H79L80 209ZM33 207L35 208L34 210H33ZM38 207H39V209L37 210L36 208H38ZM76 207H78L79 209L76 208ZM114 207H115L116 210L114 209ZM129 207H131V208H129ZM157 207H161V208L158 209ZM192 207H196V208L200 209L199 210L200 211L199 214L193 213ZM100 208H102V211L100 210ZM155 208H157V210H155ZM125 209H126V211H125ZM134 209H136V210L139 209L140 211L137 210L138 212H136V214H135V211L136 210H134ZM225 209L228 210L229 213ZM35 210H36V213H35ZM122 210H123V213H122ZM224 210L226 211V213H225ZM37 211H40V212L38 213ZM141 211H145L146 212V215H147V217H148V219L150 221L147 218H144L143 217V216L146 217V215L143 214ZM233 211H235V212H233ZM92 212L95 213V214H93ZM40 213H42V214L44 213V214L41 215V217H40L39 216ZM88 213H92V215H89ZM96 213H98V214H96ZM126 213H127V215H125ZM131 213H133L135 215V216H133L134 219L132 218ZM137 213L140 214L139 215L140 217L138 216ZM162 213L161 212L160 213L158 212L156 214H158V216H159V214L161 215ZM225 214H227L231 218L230 217H227V215H225ZM37 215L39 217H37ZM65 215H67V217ZM69 215H71V216H69ZM48 216H51V217L48 218ZM60 216H63V218H61ZM68 216H69V218H68ZM80 216H82V217H80ZM121 216L122 217L124 216L123 217L124 220H120V219H122ZM126 216H129V218L133 222H137L138 219L140 218V220L138 221V223L140 221L142 223H139V224L138 223H135V224H133V222H132L131 224L133 226L132 225H128V224H130L128 222V221H130V219L127 217L128 220L127 219L126 220H127L128 224L127 225L125 224L126 225V229L129 226H130V228L131 227L132 228L131 229L128 228L129 230L128 229L127 230L125 229L126 232H125V230H124V232H122L123 231L122 228L125 227L124 223H127L125 221V217ZM141 216H142V218H141ZM30 217H31V219H29ZM70 217H72V218H70ZM75 217H80V219L82 218V220H80L79 218L76 219ZM118 217H120L119 220L123 224L120 223V221L118 220ZM221 217L223 219H221ZM37 218H39V219H37ZM67 219H70V221L69 220L68 221L71 222V224L67 221ZM73 219L76 221V223H75V221L73 222ZM99 219H101V220H99ZM220 219L223 220V221H220ZM64 220H66V221H64ZM113 220L116 221L117 224L119 222V224H118L119 226L116 224V222H113ZM229 220H231V221H229ZM100 221H101V223H100ZM109 221H111V222H109ZM66 222H67V224H64ZM224 222H225V224H224ZM60 223H61V225H60ZM86 223H87V225H89V227L88 226H85ZM143 223H145V224H143ZM227 223L229 224V226L231 227V229L227 226L228 225ZM63 224L66 225L67 230H64L65 228L63 227ZM77 224H79V226ZM111 224H112V226H111ZM114 224H116V225H114ZM255 224L257 225V229H256V227L253 228V225L256 226ZM80 225H82V226H80ZM136 225L138 227H136ZM179 225L180 224H178L177 227H179ZM109 226L112 227L111 228L112 230L110 229ZM121 226H122V228H121ZM142 226H143V228L141 230V227ZM258 226L262 227V229L260 227H258ZM55 227H56V229H55ZM152 227H154L155 230L152 229ZM107 228H109V229H107ZM120 228H121V230H119ZM156 228H157V231H156ZM163 228L166 230V232L164 230V232L166 234L163 231L162 232L164 234H160V232H161L160 230H162ZM225 228L226 229L229 228V230H225ZM139 229H140L141 232L139 231ZM144 229H145V231H144ZM81 230L84 233V234L81 233L82 236L80 235V231ZM110 230L112 232H114V234H112V232H110ZM113 230H115V231H113ZM34 231H35V233H33ZM59 231H61L64 234L60 233ZM65 231H67V233ZM72 231H76V232H72ZM130 231H133L134 233H132ZM146 231H147V233L149 232L150 234L148 233L149 235L148 234L144 235L146 233ZM158 231H159V233H157ZM36 232H37V235H36ZM47 232H48V237H47ZM86 232H88L89 234H87ZM109 232L112 234V236H111V234H108ZM127 232H129V233L127 234ZM40 233L41 234L46 233V234L42 236ZM77 233H79V234H77ZM90 234H92L94 236H92ZM116 234H118V237H117ZM135 234H137V236L140 234V236L138 237V240H137V238H135L136 237ZM38 235L40 236V239L42 238L41 240H39V236ZM67 235H68V237L65 238V236H67ZM114 235H116V237L118 238V240H119V238H121L120 237L121 235H122V237H124L126 235L127 236L124 237V239L121 238L119 240V242H118V241H115L116 240L115 239L116 237ZM31 236H32V240H34V242H32V240L30 242L29 241L30 239H27V237L29 238ZM44 236H46L48 239L46 237H44ZM57 236H60V237L58 238ZM113 236H114V239L112 240ZM164 236H166V237H164ZM108 237H110L109 239H111V240H107ZM133 237L136 239L137 242L135 241V239H133ZM140 237H141V239H140ZM228 237L231 238V236H228ZM126 238H128V239H126ZM144 238H145V240L147 239L146 240L147 242H145V244H142V243H144ZM35 239L36 240L38 239V240L36 241ZM67 239H69V240L67 241ZM84 239H86V240H84ZM91 239H93V241ZM60 240H61V243H60ZM106 240L107 241H110L109 244H108V242L105 243ZM139 240H140V242H142L141 243L142 245L138 242ZM41 241L44 242V243H41ZM133 241H134V243H132ZM117 242H118V245H116ZM120 242H121V245H120ZM33 243L34 244L36 243V244H38L40 246H44V245L45 246L42 247V248H40V246L38 247V245H34L35 247L34 248H31L32 247L31 245H33ZM111 243L112 244L115 243V244L112 245ZM110 244L112 245L113 250L110 248L111 247ZM122 244L124 245L123 247H122ZM128 244H130L133 247L130 246L129 248L128 247L126 248L125 246H128ZM60 245H61V247H60ZM97 245H99L100 247L97 246ZM63 246H64V248H63ZM67 247H68V250H67ZM105 247L107 249L110 248L111 252H110L109 249L107 250ZM121 247H122V249H120ZM252 247H253V249L254 248L255 249L253 250ZM98 248H100L99 251H98ZM102 248H105L106 250L104 249L102 251ZM114 248H117V249H115V251H114ZM118 248H119V250H118ZM33 249L35 250V252H34ZM49 249H51V250L49 251ZM63 249H64V252H62ZM130 249L134 253L135 256L132 253H131L132 254L131 256L129 254H127V253H129L128 251H130ZM134 249H135V251H134ZM121 250H123V251L126 250V251L123 254V251H121ZM256 250L258 252L255 253L254 251H256ZM53 251L56 252V253H58L57 256H59V255L61 256V257H56V259L58 258L57 262L54 261L55 259H52V257L54 255L51 257L52 254H56V253H53ZM67 251H70V252H68V254H67ZM108 251L110 252V254H109ZM113 251H114V253H113ZM189 251L191 253H193V254L190 255V252ZM8 252H10L11 255ZM48 252H51V254H49ZM61 252L62 253H65L66 252L65 254H67L71 258H69L66 255H64V256H66V257H64L63 254L61 255ZM83 252H84V254H83ZM104 252H106V254H104ZM117 252L122 257L119 256L117 254ZM147 252H148V254H147ZM241 252L242 253L245 252L243 254L246 255L247 258H244L243 257L244 255L242 256L241 255L242 254ZM0 253H1L0 254V257L3 258V259L0 258V263H2V264H10V263H12V264H15V263L18 264L19 263V260L18 259H20V257L18 255H15L14 254V252L7 246V242L6 241H4L3 243H0ZM37 253H38V255H37ZM86 253H87V256H86ZM97 253H99V254H97ZM46 254H48V255H46ZM78 254H79V256H78ZM254 254H257V255H254ZM258 254H261L260 256L262 258ZM5 255H7V256H5ZM44 255H45V257H44ZM49 255H50V257H49ZM88 255L89 256L92 255V256H90V258H88L89 257ZM109 255H111L112 257H110V259L108 260V258L106 259V257H108ZM115 255H116V257H115ZM124 255H126V256H124ZM42 256H43V258H42ZM46 256H48V257H46ZM75 256L77 258H75V260H73L72 258L75 257ZM129 256H130L131 260L128 258ZM252 256H255V257L257 256L256 257V262H254L255 257H254V259H252L253 258ZM78 257H79V259H78ZM102 257H104V258H102ZM117 257L120 258V259H118ZM132 257L135 260H133ZM147 257H149L150 260L147 259ZM25 258H27V256H25ZM62 258H64V259H62ZM98 259H100V260H98ZM138 259H140V260H138ZM205 259H208L210 262L209 261H206ZM245 259H247V260H245ZM125 260H127V262ZM154 260H155V262H153ZM258 260H259V262H258ZM99 261H101V262H99ZM107 261L110 262V263H108ZM160 261H162V262L160 263ZM75 262H73L72 264H74Z\"/></svg>", "mask_w": 264, "mask_h": 264}, {"label": "bare ground", "instance_id": "bare-ground-1", "mask_svg": "<svg viewBox=\"0 0 264 264\" xmlns=\"http://www.w3.org/2000/svg\"><path fill=\"white\" fill-rule=\"evenodd\" d=\"M1 1L2 0H0V3H1ZM8 1V0H7ZM13 1V0H12ZM162 1H165V4H166V7L164 8V11H163V22L165 23V27L167 28V30H168V32L170 33V36H171V38H173L174 40H176L177 41V47L176 48H174L173 49V52L179 57V59L181 60V61H184L185 63H186V60L184 59V58H187V57H199V58H204V57H206V58H209L210 59V61H211V63L213 64V67H211L210 69H205V70H203L202 71V74H203V76H207V75H209V76H211V78H209V80H208V82L209 83H211V84H213L214 86H218V87H220L223 91H222V94H221V98H224L225 100H228V98L230 97V96H233V97H236V96H238L239 98H242V99H245L246 97H247V95L249 94V91L251 90V87H250V85L249 84H247L248 83V77L246 76V73L245 72H247V71H251V70H253L254 68H257L258 66H263L264 65V0H162ZM3 3V6L4 5H6V3L4 2V0L2 1ZM11 3H12V7H13V5H14V3H18V6H16L17 8H15V10L16 11H14V12H9L10 10H13V8L11 7ZM70 3V1H66V0H20V1H16V2H10L9 3V5H10V7H9V5H7L8 6V9H7V7L5 8V7H1L0 9H5V10H0L1 11V13L2 12H4L3 13V15H1L0 17V24H2V26H4V27H1L0 26V28H2V30H0L1 32H0V35H1V37L3 38H5L7 41L6 42H8L7 44H9V46H10V48H9V46H7L8 47V49H11V54H13V57H14V60H15V62H21V61H27L32 67H34L35 69L36 68H39V70H40V67H42V66H44L45 64H47V65H49V66H51L52 65V62L54 61V59L56 58V57H58L57 56V54L59 55L60 53H64L66 50H65V48L64 47H62V48H64L63 50H59V48L61 47V44H62V42L63 43H66L68 46H69V43H67V41H69V39L67 40V38H65V37H67L68 36V34H67V36H66V33H67V31H66V33H65V29L67 28V26L69 25V23L71 22L70 21V19H66V18H64L63 17V11L62 10H64V9H66V6L68 5ZM108 3H110L109 5L113 8H111V10H115V12H113L114 14L116 13V15H113V19H114V17L116 18V16L118 17V15H119V13H121V12H123V11H125L126 9H127V6L129 7V5L131 4L132 5V3H133V5H134V3H137L136 1H133V0H131V1H129V0H108ZM2 4L0 5V6H2ZM11 8V9H10ZM70 7H68V9H69ZM131 8V10H129L130 11V16L132 17V16H134V14L135 15H137V16H139L138 15V13L139 12H137V14H136V10L135 9H137V8H132V6L130 7ZM7 9V10H6ZM98 9V8H97ZM83 10H85V9H83ZM95 10V9H94ZM8 11V12H7ZM68 11V10H67ZM100 11V10H99ZM98 10H95V11H85L84 13H83V23L85 24V30H86V32L89 34V35H91V33L93 32V30L97 27V26H101V24L98 22V18H99V16H98V12H99ZM63 12V13H62ZM141 12H143V11H141ZM141 12H140V14H141ZM215 13V12H218V13H220V14H222L221 16V19H217V20H213V19H210V17L213 15L212 13ZM0 13V14H1ZM9 13V14H8ZM5 14V15H4ZM8 16H7V15ZM217 14V13H216ZM112 15V14H111ZM4 16H6L5 17V19L6 20H4L2 17H4ZM81 16V15H80ZM120 16V15H119ZM84 17H85V19H84ZM128 17H129V15H128ZM214 17V16H213ZM142 18V17H141ZM212 18V17H211ZM132 19V18H131ZM130 19V20H131ZM3 20V21H2ZM80 20V19H79ZM135 20V19H134ZM133 20V21H134ZM137 21H135V24L132 22V20H131V22H125L124 20H122V19H118V27H119V32H120V34H121V37H122V40H121V42H123L125 45H127V47H129V49H128V52L129 53H131V52H133V53H136V54H138V52H137V50H138V48H136V44L134 43V41L135 40H133L134 38H133V33H134V30H137V32H135V33H140L141 32V30L143 29H140V27H141V23H140V27H139V29H140V31H138V26H139V20H138V17H137V19H136ZM2 22V23H1ZM145 22V21H144ZM72 23V22H71ZM138 23V24H137ZM44 24L45 25H47V27L45 28H42V26H44ZM77 25H76V28H77V26L79 25L78 23H76ZM81 24V23H80ZM82 26H84L83 24H81ZM135 25H138L136 28L134 27ZM70 26H71V24H70ZM80 26V25H79ZM147 23H146V28H147ZM102 28H104V26H101ZM144 27V28H145ZM84 28V27H83ZM145 28V29H146ZM149 28V27H148ZM147 28V29H148ZM80 30H82V28L80 29ZM109 31V30H108ZM145 31V30H144ZM143 31V32H144ZM143 32H141V33H143ZM140 33V34H141ZM64 34H65V36H64ZM70 34V33H69ZM146 35V34H145ZM64 36V37H63ZM135 36H136V34H135ZM4 38L3 39H1L0 38V40H4ZM58 38H60L59 39V41L61 40L62 42H60V44H58V42H57V40H58ZM117 39V38H116ZM145 40V39H144ZM142 41V40H141ZM13 42V43H12ZM120 42V41H119ZM144 42V41H143ZM0 43H1V41H0ZM3 44H6V43H4V42H2V44L1 45H3ZM6 44V45H7ZM144 44V43H143ZM0 45V46H1ZM42 45H44V46H46L47 47V51H45L46 49L44 48V50L42 49V53L41 54H43L44 52H45V54H44V56L42 57L41 55H40V53H39V47L40 46H42ZM74 45H75V42H74ZM78 45V44H77ZM58 46H59V48H58ZM66 46V45H65ZM67 46V47H68ZM142 46V45H141ZM144 46V45H143ZM3 47H5V46H3ZM145 47V46H144ZM1 48V47H0ZM57 48H58V50L60 51V52H58L57 53ZM69 49V48H68ZM71 49V48H70ZM77 49V48H76ZM1 50V49H0ZM3 50V49H2ZM7 50V49H6ZM73 50V49H72ZM79 50V49H78ZM4 51H5V48H4ZM3 51V52H4ZM8 51V53H9V51L10 50H7ZM41 51V50H40ZM63 51V52H62ZM145 51V50H144ZM150 51V50H149ZM165 52H169L168 50H166ZM142 53V52H141ZM140 53V54H141ZM148 53H150L152 56H153V54H152V52H148ZM5 55L7 54V53H4ZM10 55V54H9ZM63 55V54H62ZM61 54L59 55V57L60 56H62ZM144 55V54H143ZM146 55V54H145ZM150 55V56H151ZM64 56H66L65 54L63 55V57ZM9 57V56H8ZM12 57V58H13ZM67 57H68V55H67ZM67 57H65L66 59H68ZM78 57H79V55H78ZM120 57V56H119ZM10 58V57H9ZM70 58V57H69ZM76 58V57H75ZM75 58H74V60H75ZM81 57H79L78 59H80ZM138 60H141L140 62L142 63V62H145V58L144 59H142V57L138 54ZM147 58V57H146ZM150 58V57H149ZM153 58V57H152ZM61 59H62V57H61ZM61 59H57V60H59V62H58V64H60V63H62L61 64V67L63 68V69H65V67H68L69 65H70V68L73 66V68H66V69H70V71L71 70H73V69H76L77 68V66H76V68H75V66H74V62H72V60H71V62L73 63H69V65L67 64V66H66V64H65V62L63 61L64 60V58L61 60ZM71 59V58H70ZM69 59V60H70ZM72 59H73V57H72ZM83 59V58H82ZM69 60H68V62H69ZM73 60V61H74ZM76 60H77V58H76ZM75 60V61H76ZM147 60V59H146ZM149 60V59H148ZM192 60V59H191ZM66 61V60H65ZM91 61H93V63H92V65L90 66V67H93V68H91V69H104L105 67H111L112 68V70L110 69V70H107L108 71V73L110 74V76H108L107 75V77L109 78V80L108 81H105L104 82V85H105V87H107L109 90L110 89H115V91H117V92H121L122 91V89H126V88H128V85L129 84H127V87H125L124 85H122V84H120V75H121V72L119 71V66H117L116 65V62L118 61V59L111 53V54H98L97 56H94L93 55V57L91 58ZM103 61H105V62H103ZM155 61V60H154ZM1 62H3V61H1ZM56 62V61H55ZM67 62V61H66ZM67 62V63H68ZM22 63V62H21ZM75 63H77V62H75ZM147 63V62H146ZM16 64V63H15ZM54 64V66H55V64L57 65V63H53ZM150 64H151V62H150ZM0 65H2V64H0ZM19 65V64H18ZM17 65V66H18ZM24 64H22V67H26V66H23ZM29 65V66H30ZM64 65H65V67H64ZM72 65V66H71ZM153 65H158V64H153ZM152 65V66H153ZM188 65L190 66V67H194V65L192 64V63H188ZM3 66H4V64H3ZM16 66V65H15ZM28 66V65H27ZM59 66V65H58ZM85 66V65H84ZM82 66V69H83V72L85 71V67H86V71H87V73H88V69H89V67L87 68V66ZM254 66H257V67H254ZM2 67V66H1ZM0 67V81L2 80H4V78H5V76H3V70H4V67H3V69ZM81 67V66H80ZM79 66H78V69L80 68ZM97 67V68H96ZM145 67H147V68H150V69H148V71L149 72H151V74L153 73V75H155V74H159V73H154V72H152L151 70H153V68H155V67H151V65H148L147 64V66H145ZM159 66H157V68H158ZM21 68V67H20ZM59 68V67H58ZM146 68V69H147ZM260 68V67H259ZM262 68V67H261ZM6 69L8 70V68L6 67ZM6 69H5V71H6ZM16 69H17V67H16ZM24 69V68H23ZM18 70H20L19 68H18ZM18 70H16V72L18 71ZM30 70V69H29ZM38 70V69H37ZM62 70V69H61ZM81 70V69H80ZM157 70V69H156ZM242 70L244 71V74L242 75V76H240L241 74H242ZM9 71V70H8ZM22 71V70H21ZM21 71H20V73H21ZM25 71V70H24ZM46 71V70H45ZM50 71V70H49ZM49 71H47L48 73H49ZM58 71H60V70H58ZM70 71H67V72H69V74H72V72H74V70L72 71V72H70ZM82 71V70H81ZM161 71V70H160ZM38 72V71H37ZM43 72V71H42ZM61 72V71H60ZM63 72V71H62ZM61 72V73H62ZM76 72V71H75ZM82 72V73H83ZM90 72V71H89ZM158 72V71H157ZM12 72L10 71V74H11ZM18 73V72H17ZM17 73H14V71H13V74H16L17 75ZM31 73V72H30ZM35 73V72H34ZM33 73V74H34ZM39 73V72H38ZM43 73H45V72H43ZM47 73V74H48ZM51 73H54L55 74V76H58L57 77V79H55V81H56V83L59 85H64V86H68V88H69V90H71V91H74L73 89H74V87L73 88H71V86H74V85H72V83L74 82V83H76L75 84V86H77V82H81V86L80 85H78V86H80L81 88H83L84 87V85L86 84V82H84V81H82L83 79H82V77H84V74H85V76L86 75H88V77L91 75V73H88V74H86V73H83V75H82V73H80V77H78V76H76L75 78H77L78 80H80V81H77V79H75L74 80V73H73V75H70V77H72L73 78V80L74 81H71L72 80V78H70L69 77V74H68V77L66 78V73H65V71H64V73L66 74H64V76L65 77H59L60 75V73L58 74V72H56V71H54V69H53V72H51ZM107 73V74H108ZM145 73H147V72H145ZM19 74V73H18ZM40 74V73H39ZM106 74V73H105ZM147 74H149V76L150 77H152L151 75H150V73H147ZM162 74L163 73H161L160 75H158V77L157 78H159V80H155L156 79V77L155 76H153V77H155V79H154V81L155 82H157V83H162L161 85H160V87L159 86H157V84H156V87H157V90H156V88H154L153 90L156 92V91H158V88H159V91H160V94L159 95H157V93H156V95L157 96H154V95H150V96H146V98H145V102H144V105L146 104V106H147V109L148 108H154V109H156L158 112H162L165 108H169L170 110H172V111H174L173 113L175 114H177L180 110H181V108H180V104H178V102L177 101H180V100H189V101H191V103H193V105L194 106H197L199 103L201 104L202 102L204 103V102H206V101H209V97L210 96H212V95H214L215 93H209L208 91H209V87H211V85H208V83H203V82H201L200 80H197V77L194 75V71H192L191 69H190V76L189 77H187V76H185V78H184V80L181 78V77H184V76H178V75H176V78L174 79V81H171L172 83H167V82H169V81H167L163 76H162ZM36 75H38V74H36ZM20 76V75H19ZM29 76V75H28ZM34 76V75H33ZM41 76V75H40ZM39 76V77H40ZM44 76L45 75H43V79H44ZM61 76H63V75H61ZM148 76V75H147ZM148 76V77H149ZM160 76V77H159ZM165 76V75H164ZM178 76V77H177ZM9 77V76H8ZM21 77H22V75H21ZM46 77H48V76H46ZM52 77V76H51ZM51 77H49V78H51ZM167 77V76H166ZM169 77V76H168ZM13 78H14V76H13ZM23 78V80H24V76L22 77ZM22 78H21V80H20V78H19V80L21 81V83H23V80H22ZM28 78H32V77H28ZM28 78H26L27 80H29ZM69 78V84L67 85V79ZM87 78V77H86ZM85 78V79H86ZM91 78V77H90ZM170 78V77H169ZM181 78V79H180ZM10 79V78H9ZM11 79H12V77H11ZM25 79V80H26ZM34 79L35 78H33V82H34ZM51 79H53V78H51ZM71 79V80H70ZM88 79V78H87ZM150 79V81L153 79H151V78H149ZM12 80H14V79H12ZM16 80V79H15ZM14 80V81H15ZM24 80V81H25ZM31 80L32 79H30L29 81H26V82H31ZM39 80V79H38ZM46 80V79H45ZM49 80V79H48ZM48 80H46V84H48ZM166 80V81H165ZM0 82V83H3V82ZM8 81V80H7ZM11 81V80H10ZM35 81H36V79H35ZM44 81V80H43ZM50 82L52 81V80H49ZM77 81V82H76ZM87 81V80H86ZM164 81H165V83H164ZM6 82V81H5ZM11 82H13V81H11ZM16 82H17V80H16ZM26 82H24L25 84H26ZM39 82H41V81H39ZM45 82V81H44ZM49 82V83H50ZM53 82H54V79H53ZM70 82H71V85H70ZM98 82V81H97ZM146 82V81H145ZM147 82H148V79H147ZM20 82H17V86H18V84L20 85L21 84ZM23 83V84H24ZM35 83V82H34ZM82 83L84 84L83 85V87H82ZM14 84H16L15 82H14ZM23 84H22V86H23ZM41 84V83H40ZM54 84H55V82H54ZM57 84H55V87L57 86ZM66 84V85H65ZM132 84V83H131ZM3 86H1V84H0V86H1V88L2 89H8L7 87L6 88H3V87H5V85L6 84H2ZM9 85V87H11L12 85H13V83H12V85H11V83L9 82V83H7V86ZM34 85V84H33ZM49 85H51V83L49 84ZM59 85V86H60ZM152 85H154V84H152ZM15 86V85H14ZM13 86V87H14ZM27 86H29V85H26V87ZM41 86V85H40ZM43 86H44V83H43ZM52 87H53V84L51 85ZM50 86V88L53 90V89H55V88H52ZM77 86V87H78ZM132 86H133V84H132ZM132 86L131 87H129L127 90L128 91H130V92H132V93H135L136 95V97H138L140 100H142L141 99V92L140 93H138V88L137 87H134L133 86V88H132ZM150 86V85H149ZM29 87H31V85L29 86ZM38 87V86H37ZM48 88H49V86H47ZM77 87H75L76 88V90H77ZM154 87V86H153ZM152 87V88H153ZM227 87H229L227 90H231V89H234V91L232 92V93H230V92H225V89L227 88ZM1 88H0V90H1ZM23 87H21V88H17L16 89V92L19 94V95H24L25 96V94H28V93H25V92H27V90L28 89H26V91L24 90V94H21V92L23 91V90H21ZM39 88V87H38ZM44 88H46V85H45V87ZM60 88H62V87H60ZM59 88V89H60ZM79 88V87H78ZM80 88V89H81ZM15 89V88H14ZM64 89V88H63ZM66 89V88H65ZM79 89V90H80ZM95 89H97V88H95ZM6 90H5V92H6ZM13 90V89H12ZM12 90L10 89V91H8V92H6L5 93V96H4V93H3V91L1 90V92L3 93V96L5 97V99L7 98V96L6 95H9L10 96V93H12ZM20 90H21V92H20ZM43 90V89H42ZM58 90V89H57ZM68 90V89H67ZM15 91V90H14ZM54 91V90H53ZM66 91V90H65ZM135 91V92H134ZM148 91H149V89H148ZM30 92V91H29ZM35 92H40V89H39V91L37 90H35ZM42 92V91H41ZM46 92H48V91H46ZM52 92V91H51ZM57 92V91H56ZM63 92V91H62ZM79 92V91H78ZM150 92V94H151V91H149ZM155 92H154V94H155ZM1 93V94H2ZM31 93L32 92H30V95H28V97L29 96H32L31 95ZM45 93V92H44ZM53 93V92H52ZM55 93V92H54ZM57 93H59V92H57ZM56 93V95H54V96H58V98H63V94H61V92H60V94H61V96L60 95H58ZM75 93H77L76 91H75ZM99 93H100V91H99ZM98 92L96 93V94H99ZM0 94V95H1ZM14 94H16L15 92H14ZM41 94H43V93H41ZM48 95H49V93H47ZM70 94V93H69ZM71 94H73L72 92H71ZM70 94V96H73L74 97V95H71ZM148 94V93H147ZM234 94V95H233ZM12 95V94H11ZM19 95H13V96H10V97H14V96H17L18 98L20 97H23V96H19ZM67 95H68V93H67ZM92 95V94H91ZM131 95V94H130ZM9 96H8V100H7V102H11L10 100H12V99H14V98H9ZM34 96V95H33ZM32 96V97H33ZM37 96V95H36ZM51 96V95H50ZM90 96V95H89ZM132 96V95H131ZM130 96V97H131ZM175 96H177V99H175L174 97ZM4 97L2 98V97H0V98H2V99H4ZM16 97V98H17ZM31 97V98H32ZM44 97V100H45V96H43ZM47 97V96H46ZM66 97V96H65ZM64 97V98H65ZM88 97V96H87ZM98 97V96H97ZM96 97V98H97ZM15 98V102H12V103H16L19 99H16ZM25 98H27V97H23V98H21V100H22V102H24L23 100L25 99ZM36 98V97H35ZM48 98V97H47ZM50 98V97H49ZM48 98V99H49ZM57 98V100L58 101H56V103L58 104V102L61 100V99H58ZM68 98V97H67ZM67 98H65V99H62V101H60L59 102V104L61 105H66L65 103H64V101L67 99ZM89 98V97H88ZM133 98V97H132ZM212 99H214V96H212L211 97ZM4 99V100H5ZM28 99V98H27ZM26 99V100H27ZM30 99V98H29ZM28 99V101H32V100H29ZM39 99L40 100H42L43 98L40 96L39 97ZM51 99V98H50ZM52 99H54V97H52ZM77 98H74V100H76ZM3 100V101H4ZM26 100H25V102H26ZM38 100V99H37ZM43 100V101H44ZM56 100V99H55ZM68 100V99H67ZM66 100V101H67ZM73 99L71 100V101H74ZM88 100V99H87ZM12 101H14V100H12ZM27 101V102H28ZM35 101V100H34ZM47 101V100H46ZM70 100H68V102H66V103H68V105L70 104V102H69ZM18 102H21L20 100L18 101ZM18 102H17V104H18ZM24 102V103H25ZM48 102V101H47ZM52 103H50V101L48 102V103H45L46 105H42V107H46V106H48V104L49 105H52L53 104V102H55V101H51ZM61 102H63V103H61ZM6 103V102H5ZM5 103H1V105H5ZM30 103V102H29ZM28 103V104H29ZM32 103V102H31ZM72 103V102H71ZM87 103V102H86ZM13 104V105H14ZM21 104H23V103H21ZM27 104V103H26ZM28 104L27 105H25V106H27L26 108H23V107H21L22 105H20V103L18 104L19 106L18 107H21V108H23V109H26L25 110V114H22V115H24V116H27L28 114H27V108L29 107L28 106ZM35 104H36V102H35ZM40 104V103H39ZM39 104H38V108H39ZM56 104V106L55 107H50V108H52L53 110H55L56 112H55V114L57 115V114H62V112L64 111V109H62L61 111L62 112H60V110L58 111V109H56V108H58V105ZM73 104H74V102H73ZM78 104V103H77ZM0 105V106H1ZM10 105L11 104H9L8 105V103H7V105H5L6 106V108L8 107L9 109H11V110H15V111H23V109L21 110V108H19L20 110H18V107H17V105H16V107H15V105H14V107L16 108H14V109H12L11 107H12V105H11V107H10ZM54 105V104H53ZM61 105V106H62ZM71 105L72 104H70V107H71ZM141 105H143V104H141ZM4 106V107H5ZM24 106V105H23ZM24 106V107H25ZM59 107V108H63V107ZM70 107H68L69 108V110H67V111H70ZM73 107V106H72ZM2 108V107H1ZM0 108V111L2 110ZM6 108H4L5 110H6ZM7 108V109H8ZM38 108H37V110H38ZM55 108V109H54ZM29 109V108H28ZM43 109V108H42ZM10 110V111H11ZM30 110V109H29ZM28 110V112L29 113H31V114H29V116L28 117H25V118H28L29 120L27 121V122H30V123H34L35 122V120H34V118H35V116H37V114L33 117V116H31V115H33V113L32 112H30ZM37 110H35V111H37ZM47 110V109H46ZM45 110V111H46ZM52 110V111H53ZM65 110H66V108H65ZM165 110H167L168 111V109H165ZM2 111H4V110H2ZM171 111V112H172ZM24 112V111H23ZM22 112V113H23ZM34 112V111H33ZM54 112V111H53ZM1 114H0V117L3 119L4 118V116L6 117V113L4 114V112H3V115L4 116H2V112H0ZM7 113H10V112H7ZM21 113V112H20ZM35 113V112H34ZM43 112H41V114H42ZM64 114L66 113L65 111L63 112ZM84 113V112H83ZM13 114V112L10 114V115H12ZM16 114H18V113H16ZM16 114L15 115H13L14 117H16V119L19 117V115H17L16 116ZM48 114V113H47ZM52 114V113H51ZM54 114V115H55ZM59 114V115H60ZM67 114V113H66ZM68 114H69V112H68ZM8 115V114H7ZM46 115V114H45ZM59 115H57L58 117H59ZM70 115V114H69ZM69 115L67 116V118L65 117L66 115H64V117L67 119V120H65V121H68V123H67V126L68 125H70V126H68V127H70L69 129H67V128H64L65 127V125H64V123H65V121L63 120L64 119V117H61V116H63V115H61L60 116V118H62V120L60 119V118H58L57 116H55V117H53V115H52V117L54 118V120L55 119H59L60 120V122L62 123V121L64 122V123H62L63 125H64V127H63V125H62V127H63V129H65V130H71V131H73V130H75V127H72L71 125H73V126H76V124L75 123H73L72 121H73V119H74V122H75V118H73L72 116H70L69 117ZM90 115V114H89ZM21 116V115H20ZM31 116V118H29ZM51 116V115H50ZM8 118H9V116H7ZM32 117H33V120H32ZM39 117V116H38ZM51 117V118H52ZM69 117V118H68ZM76 117V116H75ZM82 117V116H81ZM0 118V120H2ZM10 118H12L13 120L15 119V118H13V117H10ZM22 118H24V117H22ZM22 118H20L21 120H23ZM228 118H229V124H225V126H224V122L221 124V126H218L217 125V128H214V130L212 129V128H208V126L206 125V123H205V125H204V128L202 127V128H199V126H200V124L202 125V123L200 122V117H198L196 120L195 119H193L192 120V122L190 123V126H188L187 128H186V126H184V125H181V124H179V125H177L176 127H170V126H168V124H167V126H168V128L170 129V130H172V131H175L176 130V132H177V135L179 136V138H197V135L198 134H200L201 136L203 135V136H213V134H218L219 136L220 135H224V132H225V130H230V125H234L236 128H238V126H237V124L235 123V124H232V117H231V115H229L228 116ZM7 118H5V120H6ZM14 120V122H16V121H18L19 119H17V120ZM36 119V118H35ZM78 119H80V118H78ZM77 118H76V120H78ZM212 118L211 117H209V116H207V119L205 120V122H207V121H210ZM9 120V119H8ZM6 120V124H8V123H10L11 121H13V120ZM24 120H27V119H24ZM70 120H71V122L73 123V124H71L70 123ZM3 121H4V119H3ZM20 121V120H19ZM18 121V122H19ZM31 121H33V122H31ZM37 121H39V119L37 120ZM82 120H80V122H81ZM87 121V120H86ZM2 122V121H1ZM5 122V121H4ZM59 122V121H58ZM92 122V121H91ZM22 122H19V126L21 127V124ZM24 123V122H23ZM22 123V125H24L25 124V126H24V129H25V127H26V121H25V123L23 124ZM36 123V127H41L40 126V123L41 122H35ZM37 123L39 124L38 126H37ZM42 123H44V122H42ZM48 123V122H47ZM46 122L44 123V125L40 128V130H39V128L38 129H35L34 130V128L33 127H35V126H31V127H28V128H33V130L34 131H30L31 133H33V135H35V132H36V130H39V131H41V130H43V131H45V133H42V134H44V139L42 140V145H43V143H50V141H51V139H50V135L48 134V131L50 130V128H51V126H50V128H49V126H48V124H47ZM51 123V122H50ZM1 124H3V125H6L5 123H1ZM32 124H29V126L30 125H32ZM52 124V123H51ZM93 124V123H92ZM12 127H16V125L18 126V123L16 122V124H14L13 122H11V124H10ZM15 125V126H14ZM33 125H35V124H33ZM56 125V122L52 125L53 127ZM60 125L61 124H59V126L58 127H60ZM8 126V125H7ZM5 127V126H3V127H5L6 128V130L7 131H5L4 129H2L1 128V131L2 130H4V131H2V134L4 135V134H7L8 133V130H10V128H8V127ZM66 126V127H67ZM92 126V128H94L95 126H97V125H95L94 127H93V125H91ZM1 127V126H0ZM11 127V128H12ZM35 127V128H36ZM77 127V126H76ZM80 127V126H79ZM98 128H99V130H102L101 128H103L104 129V127H99V126H97ZM8 128V129H7ZM84 129H85V127H83ZM96 128V127H95ZM98 128H96V129H94L95 131H97V129ZM106 128V127H105ZM108 128V127H107ZM23 129V128H22ZM57 129V128H56ZM56 129H55V131H56ZM61 129V128H60ZM62 129V130H63ZM73 129V130H72ZM79 129V128H78ZM77 128H76V130H75V133H76V131L78 130ZM88 128H86L85 130H87ZM130 129V128H129ZM133 129V128H132ZM30 130V129H29ZM53 129H51V131H52ZM99 130L97 131V132H95L96 134L99 132ZM141 130V129H140ZM150 130V129H149ZM0 131V132H1ZM19 131V130H18ZM17 131V132H18ZM38 131V132H39ZM43 131H41V132H43ZM105 131V130H104ZM110 131V130H109ZM108 131V132H109ZM112 131V130H111ZM129 131V130H128ZM130 131H131V129H130ZM138 131H139V129H138ZM24 132H26L25 130H24ZM24 132L21 134L22 135V137L20 136V139H19V141H17V142H19V144H20V146H22L23 148H24V146L22 145V143H20L21 141L22 142H24L23 140H25V141H28V137L27 136H29L30 137V133H29V135H28V130H27V135L26 134H24ZM52 132H54V131H52ZM57 132V131H56ZM56 132H54V134L56 133ZM64 132V130L62 131V133ZM66 132V131H65ZM65 132L62 134V136L65 134ZM69 132V131H68ZM67 132V133H68ZM78 132V134H79V131H77ZM80 132H82V131H80ZM88 132H90V131H88ZM103 131H101V133H102ZM117 132V131H116ZM120 132V131H119ZM139 132H142V131H139ZM139 132H138V134H139ZM145 132H147L146 130H145ZM16 133V132H15ZM19 133H20V131H19ZM37 133V132H36ZM40 133V132H39ZM59 133H60V131H59ZM73 133H74V131H73ZM74 133V134H75ZM87 133V132H86ZM94 132H93V134L90 132V137H92V136H95L94 134H95ZM100 133V134H101ZM110 133V132H109ZM113 133V132H112ZM23 134H24V136H23ZM38 134V133H37ZM42 134H38V135H36V136H31L32 137V140L31 141H34L35 139H37V137L40 135V136H42V137H40V138H43V135ZM53 134V136H55ZM71 134V133H70ZM74 134H72V136L74 135ZM77 134V135H78ZM84 133H80V135H74L75 137H76V140L75 139H73V138H75L74 136H73V138H72V136L71 135H69V133H68V135L66 134V138L65 139H67V136H68V138H72L73 140H75L76 141V143H78L77 141H79L81 138H80V136L81 135H83ZM104 134V133H103ZM102 134V135H103ZM106 134L108 135V133H106V131H105V136H106ZM122 134V133H121ZM119 135V136H122V135ZM141 134V133H140ZM146 134V133H145ZM0 135H1V133H0ZM15 135V134H14ZM14 135H13V137H14ZM16 135H18V133L16 134ZM25 135H26V137H25ZM86 135H88V134H86ZM102 135H99L100 137L102 136ZM111 135V134H110ZM150 135V134H149ZM5 136V135H4ZM10 136L12 137V135H11V133H10V135H9V137L7 138L8 140H10ZM63 136V137H64ZM85 136V135H84ZM89 136H86V138L85 139H87ZM112 136V135H111ZM111 136H107V138H106V140L107 139H109ZM138 136H140V135H138ZM137 136V137H138ZM147 137H148V135H146ZM3 137V136H2ZM1 137V138H2ZM13 137L11 138L12 140L11 141H13ZM24 137H25V139H24ZM109 137V138H108ZM113 137V136H112ZM123 137V136H122ZM121 137V138H122ZM132 137V136H131ZM141 137V136H140ZM143 137V136H142ZM5 138H6V136H5ZM18 138H19V136H18ZM17 138V139H18ZM26 138H27V140H26ZM33 138H35V139H33ZM55 138V137H54ZM61 137H59V139H60ZM70 138V139H71ZM79 140H78V139ZM95 138H96V136H95ZM103 137H101V138H96L97 139V141L100 143V141H101V139H102ZM129 138H130V136H129ZM16 139V138H15ZM23 139V140H22ZM55 139H57V136H56V138ZM84 139V138H83ZM82 139V142L84 141ZM96 139H94V140H96ZM116 139V140H115ZM117 139H118V137L117 138H115V135H114V139L112 140V139H110V144H111V146H112V144L113 143H115V145H116V147H115V145L113 146L116 150H114V151H116V152H118L119 153V148H122V150L121 151H124V159H127V160H130V161H132L133 163H134V167H129L130 168V171H133L134 172V174H136V176H137V174H138V172H139V170H138V168L136 167V166H139L140 164H142L143 166H145V164L147 165L148 164V166H149V164L151 165H153V166H151V168L152 167H154L155 166V163H157V161H159V163L161 162V160H164V161H166V165H165V163H164V161H163V163L162 164H164V167H165V169H164V171L162 172V170L163 169H160V171L162 172V173H164L165 172V170L166 169H168L166 166H167V163L169 164V162L170 161H172L173 159H170L169 157V155L168 154H170L171 155V153H168L166 150H162V151H164V152H162L161 153V150L160 149H158V150H156V152L155 153H157L159 150V152H160V154H157L158 155V157L156 156L155 157V155L154 154H152V153H154V152H152V153H144L143 151V153H144V155L142 154H139V153H137L136 151H139V150H137L135 147H137V145L134 147V150L132 151L131 150V147L129 148H127V146L125 147L124 145H126L125 144V142H127V140L126 141H123L122 139H120V140H118L117 141ZM128 139V138H127ZM136 139H138V138H136ZM146 139V138H145ZM38 140V139H37ZM36 140V141H37ZM40 140V139H39ZM72 140V141H73ZM94 140L93 139H91L90 141H91V143L90 144H92V141L94 142ZM106 140H103L102 139V142L104 143V144H102L101 146H99V144L97 143V146H98V148L99 147H102V146H105V145H107L108 143H109V140H107V142H106ZM128 140H131V139H128ZM133 140V139H132ZM131 140V141H132ZM148 140V139H147ZM2 141V140H1ZM4 141H6L5 139H4ZM4 141L3 142H0L1 144H0V146L2 145V143H4ZM35 141V142H36ZM54 141H56V140H54ZM58 141V140H57ZM62 141V140H61ZM64 141V140H63ZM70 141V140H69ZM88 141L89 140H87V144H88ZM105 141V142H104ZM112 141H114L113 143H112ZM117 141V142H116ZM138 141H139V139H138ZM7 142V141H6ZM35 142H32V143H34L35 145H36V147L35 148H38V147H40V145H39V143L38 144H36ZM80 142V141H79ZM101 142V143H102ZM123 142H124V144H123ZM140 142V141H139ZM138 142V143H139ZM9 143H12V142H10L9 141ZM13 143H15L14 141H13ZM12 143V144H13ZM26 143V142H25ZM25 143H24V145H25ZM29 143H30V141H29ZM73 143H74V141H73ZM84 143H85V145H86V141H84L83 142V144H81L80 143V145H84ZM100 143V144H101ZM107 143V144H106ZM118 143V144H117ZM128 143V142H127ZM130 143V142H129ZM133 143V142H132ZM135 143V142H134ZM134 143H133V145H134ZM145 143V142H144ZM146 143H148V141L146 142ZM6 144H8V143H5L4 144V146L6 145ZM72 144V143H71ZM90 144H88V145H90ZM131 144V143H130ZM143 144V143H142ZM9 145H11V144H9ZM29 145H31V143L30 144H28V142H27V146L28 147H26L27 149V151H25V152H27L28 153V149L30 148L29 147ZM38 145V146H37ZM70 145V144H69ZM88 145H86L88 148L87 149H90V147L92 146V145H94V144H92L91 146H88ZM147 145V144H146ZM8 146V145H7ZM6 146V147H7ZM16 146H18V145H16ZM32 146V145H31ZM48 146V145H47ZM85 146V147H86ZM111 146H108L107 145V147H111ZM140 146V145H139ZM143 146H144V144H143ZM257 146H258V144H257ZM1 147H3V146H1ZM11 147H12V145L10 146V150H11ZM34 147V146H33ZM42 147V146H41ZM57 148L59 147V145L58 146H56ZM66 147H67V145H66ZM72 147V146H71ZM75 147H78V146H75ZM81 147H83V146H81ZM80 147V148H81ZM93 147V146H92ZM119 147V148H118ZM8 148V147H7ZM15 148V147H14ZM17 148H19V147H17ZM16 148V149H17ZM34 148V149H35ZM46 147H42V150L43 151H45V153H46V149H45ZM55 148V147H54ZM53 148V149H54ZM60 148H62V147H60ZM94 148H95V145H94ZM93 148V149H94ZM98 148H96V152L95 151H92V152H94V154L96 153V155H100V154H102L101 155V157L102 158H104V159H106V157H107V162H109L110 161V158H109V152H108V149H107V154H106V152H105V154H106V156H105V154L104 153H101L100 151H103V149L104 150H106L105 149V147H102V148H99V149H102V150H100L99 152H100V154H98L97 153V149ZM2 149V148H1ZM3 149H5V148H3ZM45 149V150H44ZM50 149V148H49ZM52 149V148H51ZM50 149V151H52ZM70 149H72V148H70ZM98 149V150H99ZM138 149H140V148H138ZM145 149H146V147H145ZM155 149V148H154ZM157 149V148H156ZM6 150V149H5ZM4 150V151H5ZM10 150H9V152H8V150H6L7 152H5V153H9L11 156L13 155V153L15 154V152L17 151V150H11V151H14L12 154L10 153ZM20 150V149H19ZM37 150H41V148L40 149H37ZM55 150V149H54ZM53 150V151H54ZM58 150H59V148H58ZM81 150V149H80ZM84 150V149H83ZM112 150V149H111ZM147 150V149H146ZM152 150V149H151ZM50 151H48L47 153H49L50 154ZM51 152V153H53L54 154V152ZM63 151V150H62ZM71 151V150H70ZM82 151V150H81ZM80 151V152H81ZM114 151H112V152H114ZM167 153H166V152ZM0 152H1V150H0ZM3 152V151H2ZM18 152V151H17ZM16 152V153H17ZM23 152V151H22ZM22 152H19L18 154L19 155H21L22 154ZM35 152H37V151H35ZM42 153V151H39V153ZM57 152H60L61 153V151H57ZM73 152V151H72ZM85 152H87V154H88V156L86 155V157H89V154H90V156L94 159H98L99 160V158H101V157H98V158H96V157H94V156H92L91 155V150H89V151H86L85 150ZM89 152V153H88ZM111 152V151H110ZM111 152V155L112 156H117V154L116 155H113L114 153H112ZM158 152V153H159ZM27 153H25V154H27ZM29 153H30V151H29ZM44 153V152H43ZM42 153V154H43ZM44 153V155L42 156L43 157V159H44V157H45V155L47 154H45ZM60 153H58V154H60ZM67 153V152H66ZM8 154V155H9ZM31 154H32V152L30 153V156H31ZM84 154V153H83ZM93 154V155H94ZM162 154V155H161ZM182 154V153H181ZM202 154H204V155H206V151H204V153L202 152ZM9 155V156H10ZM23 155V154H22ZM22 155L21 156H19L18 157V155L17 154H15V155H13V156H17L19 159H21V161H22ZM33 155L35 156L36 155V153L34 154L33 153ZM56 155V154H55ZM54 155V156H55ZM75 155V154H74ZM73 155V156H74ZM107 155H109V156H107ZM118 155H121L120 153L118 154ZM160 155V156H159ZM166 155H167V157H166ZM6 156V155H5ZM26 156H28V155H26ZM26 156L23 158V160H25V158H26ZM30 156H28V157H30ZM36 156H39V155H36ZM34 157L35 158V160H34V158H32L33 159V161H36L37 160V158L38 157ZM50 156H51V154H50ZM81 156V155H80ZM105 156V157H104ZM143 156V157H142ZM173 154L171 155V158H174V163H175V157L174 156H177L176 154L173 156ZM180 156V158L182 159V161H181V163L184 165V167H187L188 169H192V167H198V166H206V164L207 163H209L210 165H208V169H210V170H213V169H215L217 166H220V164H223L224 165V163H226V161H224V160H222V159H216L217 157H215V156H213V155H211V156H213V157H206L204 160H202V159H196V160H194L193 158H191V157H184V153H183V157H182V155H178V157ZM1 157V156H0ZM21 157V158H20ZM42 157H41V159H42ZM52 157V156H51ZM75 157V156H74ZM91 157H89L88 159H90ZM118 157V156H117ZM116 157V158H117ZM9 158H11V157H9ZM14 158V157H13ZM115 157H113L112 158V161H110V164H111V166L113 165L114 166V168L117 166V168H118V166L119 165H115V163H114V160L116 159ZM14 159H16V157L14 158ZM28 159H30V158H27V160H25V162H28V161H32V159L31 160H28ZM42 159V160H43ZM46 159H48L47 158V155H46ZM78 159V158H77ZM87 158H86V160H88ZM94 159V160H95ZM103 159V162L105 161ZM124 160L122 157H118V159H116L117 161H118V163H120L119 162V160L122 162V163H120V165L122 164H125V162L123 163V161L122 160ZM167 159H168V161L169 162H167ZM170 159V160H169ZM224 159V158H223ZM17 160V159H16ZM42 160H41V162H42ZM102 160V159H101ZM109 160V161H108ZM115 160V161H116ZM227 160V159H226ZM1 161H4L5 162V159L3 160H1ZM11 161H13V160H11ZM20 161V160H19ZM19 161L18 162H16V161H14L16 164L17 163H19ZM45 161V160H44ZM74 161V160H73ZM83 161V160H82ZM143 161V162H142ZM10 162V161H9ZM39 162V161H38ZM50 163V165H45V166H49V170H50V173H47V174H49L54 180H52V183L49 185H47L45 182H43V183H45L46 185H44V184H42V185H44L45 187H43V186H40V184L39 183H37V184H35V183H31V185H32V187H30V188H24L23 190L21 189V188H18V187H15L14 185H11V186H13V191H10L11 193H12V197H11V199H15L16 200V202H14V203H10V202H8V200H7V198L5 199V196H3L1 193L3 192V191H1V188H2V190H3V185L2 186H0V203H3L4 205H2L1 206V204H0V243H3L4 241H6L7 242V246L14 252V254L15 255H18L19 257H20V259H18L19 260V263L18 264H54V262L53 261H48V260H44L43 261V263H42V259L40 260V258L38 257V256H36V253L34 254L35 255V257L34 256H30V254H28V250L30 251V249H26V247H25V245L22 247V245L24 244V242L25 241H23V244H21V239L23 238V234H22V232H21V226H23V230L27 233V232H29L30 231V229H32V228H34V227H32V226H35V228L36 229H40L41 231L42 230H47V231H51V229H52V227L54 228V226H52L53 225V222L54 221H56V219L58 218V219H60L59 217H57L56 219H50L49 217H51V216H48V218L49 219H45L46 217H45V214L43 215L42 213H40V217H41V215H43L44 217H41V218H43V219H39V218H37V219H39V223H35V224H32V223H26L25 222V220L26 219H24V220H22V217H21V220H20V216L19 217H17L16 218V213H15V208L18 210V211H23L24 210V208H25V206L28 204V206L30 207V202H31V206H34V207H37L38 205L40 206V209H39V207L38 208H36L37 210L39 209L40 211L42 210L43 212H47L48 213V215H50L49 213H51L52 215H57V214H66L68 211H69V213H72L70 210H68L69 208L67 207V206H69V204H71V203H74V202H72L71 201V203L69 202V200H65V198L64 197H67L69 194L74 198V196L75 195H72L73 193H74V190H76V189H78V188H75V187H77V186H75L74 184V186H72V187H74L75 189H72V190H70V193L66 196V195H64V194H67V193H65L66 191L67 192H69V190H67L66 188L69 186V184H70V182H71V180H72V182H74V183H76V180H78V177H81V175H79V171L77 170L78 168H77V166L74 164V166L76 167V170L75 169H73V171L74 172H76L75 174L78 176H76L74 173H72L73 174V176H71L72 174L71 173H68V175H66L67 173H65V175L68 177L69 176V174H71L70 176L72 177L71 179H70V176L68 177V179H67V181L66 180H63V179H65L66 178V176H64V178H62V176L60 175V178H62L61 179V182L62 181H65L64 183H61V185H63V186H65L64 188L66 189V191L63 189V191L62 192H60V191H58V189L59 190H62L61 188L63 187H61L60 188V182H58L59 180L58 179H55L54 178V176H55V171H56V169L58 168V167H60V168H58L57 170H67L66 168H65V164L66 163H69L72 167H73V163L70 161V160H68V157L67 156H63V155H59V156H56V157H52V159H50V161H49ZM87 162V161H86ZM95 162V161H94ZM97 162V161H96ZM96 162H95V164H96ZM99 162V161H98ZM103 162H101V164L103 163ZM106 162V161H105ZM107 162L106 163H104L102 166H104V167H106V168H108L109 167V165L107 164ZM111 162H113V163H111ZM132 162H131V164L130 165H132ZM140 162H142V163H140ZM173 162V161H172ZM172 162H170L172 165H174V163H172ZM29 163H32V162H29ZM77 163V162H76ZM92 163V162H91ZM91 163H89V165L91 164ZM117 163V162H116ZM140 163V164H139ZM144 163V164H143ZM159 163H157L158 165H159ZM200 163H202V164H200ZM229 163V162H228ZM27 164V163H26ZM35 164V163H34ZM42 164V163H41ZM83 164V163H82ZM93 164V163H92ZM100 164V165H101ZM107 164V165H106ZM139 164V165H138ZM156 164V165H157ZM162 164H160V167L162 166L163 167V165ZM5 165H6V163H5ZM10 165V164H9ZM12 165V164H11ZM10 165V166H11ZM19 165H21V164H19ZM36 165V164H35ZM67 165V164H66ZM88 164H87V166H89ZM94 165V164H93ZM97 165V164H96ZM100 165H99V167H98V170L97 171H99V168H100ZM126 165V164H125ZM124 165V166H125ZM127 165H129V161H128V164ZM158 165L155 167V169H157V167H158ZM172 165H170V167L172 166ZM214 165V167H212ZM9 166V167H10ZM13 166V165H12ZM14 166H16V165H14ZM36 166H38V167H42V166H44V164H42V165H40L39 166V164H37ZM62 166H64V168H62L61 169V167ZM80 166V165H79ZM83 166V165H82ZM91 166V165H90ZM101 166V169H100V171H99V174H100V172L101 173H103V172H105V174L106 173H108V171L107 170H109V168L105 171H101L102 170V167ZM108 166V167H107ZM111 166H110V168H111ZM112 166V167H113ZM8 167V166H7ZM20 167V166H19ZM23 167V166H22ZM25 167V166H24ZM33 167V166H32ZM84 167H86V166H84ZM92 167V166H91ZM93 167H95V166H93ZM97 167V166H96ZM120 167H122V166H120ZM120 167H119V169H120ZM125 167H127V166H125ZM124 167V168H125ZM141 167V166H140ZM139 167V168H140ZM168 167H169V165H168ZM21 168V167H20ZM45 168V167H44ZM83 168V167H82ZM128 168V169H129ZM133 168V169H132ZM150 168V167H149ZM173 168L174 167H171V170H173ZM199 168V167H198ZM1 169V168H0ZM23 169V168H22ZM33 169H36V168H33ZM80 169V168H79ZM86 169V168H85ZM84 169V170H85ZM88 169V168H87ZM86 169V170H87ZM104 169V168H103ZM132 169V170H131ZM142 169L143 168H141V172H142ZM144 169H145V167H144ZM146 169H147V167H146ZM43 170H45V169H43ZM70 170H72V169H69V171ZM83 170V171H84ZM86 170L84 171V172H86ZM90 169H88V171H89ZM92 170V169H91ZM90 170V171H91ZM116 170H118V169H116ZM123 170V169H122ZM157 170H159V168L157 169ZM170 170V169H169ZM8 171V169L5 171L8 175H9V173H10V171H11V169L9 170V172H7ZM13 172H15L14 171V169L12 170ZM11 171V172H12ZM22 171V170H21ZM37 172L36 173H38V170H36ZM78 171V172H77ZM82 171V170H81ZM93 171V173H95L94 171H96V169H93L92 170ZM110 171V170H109ZM114 171V170H113ZM125 171H126V168H125ZM174 171V170H173ZM18 172V171H17ZM44 172V171H43ZM57 172V171H56ZM62 172V173H61ZM63 172H66V171H59V173H61V174H63ZM150 172V171H149ZM157 172V171H156ZM23 174H24V172H22ZM32 173V172H31ZM39 173H40V171H39ZM58 173V174H59ZM91 173V172H90ZM110 173L112 174V173H114V172H111L110 171ZM140 173V172H139ZM144 173H145V171H144ZM154 173V172H153ZM158 174H159V171L157 172ZM165 173H170L169 171H167V172H165ZM172 173V172H171ZM223 173H224V171H223ZM252 173V172H251ZM254 173V172H253ZM16 174V173H15ZM15 174H13V177H14V175ZM19 174H21V173H19ZM19 174H17L19 177H21V175H19ZM29 174H30V172H29ZM41 174V173H40ZM46 174V173H45ZM57 174V173H56ZM81 174H84L83 172L81 173ZM98 175V176H101V174L99 175L98 174V172L97 173H95V175ZM109 174V173H108ZM128 174H130V172L128 173ZM132 174V173H131ZM131 174L129 175L130 177H131ZM134 174H132V175H134ZM140 174H143V173H140ZM147 174V173H146ZM145 174V175H146ZM151 175H152V172L150 173ZM156 173H154V175H155ZM256 174V173H255ZM254 174V175H255ZM17 175H15V176H17ZM26 175H27V173H26ZM64 175V174H63ZM85 175V174H84ZM113 175H115V174H113ZM145 175H140L141 177H144ZM149 175V174H148ZM150 175V176H151ZM160 176H161V174H159ZM163 175V174H162ZM166 175H168V174H165V178H163L164 177V175L162 176V178L163 179H165V183H168V180H167V176ZM170 175V174H169ZM172 175V174H171ZM222 175V174H221ZM2 176H4L3 174L1 175L0 174V178H1V180L3 179V181H6V178L4 179V177L2 178ZM10 176L12 177V174L10 173ZM17 176V177H18ZM32 176V175H31ZM41 176V175H40ZM46 176V175H45ZM77 177V178H73V177ZM86 176V175H85ZM88 176H90L89 174H88ZM87 176V177H88ZM107 176H109V175H107ZM112 176V175H111ZM121 176L122 175H116V177L118 178V179H121ZM127 175H125V177H126ZM139 176V174H138V177L139 178H141ZM149 176V177H150ZM173 176V175H172ZM9 177V176H8ZM16 177V178H17ZM26 177V176H25ZM27 177H30L29 175L27 176ZM34 177V176H33ZM33 177H30L31 179L33 178ZM36 177V176H35ZM44 177V176H43ZM56 177V176H55ZM93 176H91V178H92ZM97 177V176H96ZM102 177V176H101ZM101 177H98V178H100L101 179ZM115 176H114V178H116ZM122 177H124V176H122ZM124 177V180H128L127 178H125ZM133 177V176H132ZM135 177V176H134ZM133 177V178H134ZM151 177H153V175L151 176ZM257 177V176H256ZM259 177V176H258ZM16 178L14 179V180H16ZM24 178V177H23ZM36 178H38V177H36ZM46 178H48V177H46ZM57 178V177H56ZM59 178V177H58ZM90 178V177H89ZM95 178V177H94ZM112 178L113 177H110V179L112 180ZM114 178H113V181H114ZM117 178L115 179V180H117ZM133 178H129V180H128V188L130 189V185L129 184H131V182L132 183H134L133 182ZM146 178H148V177H146ZM146 178H145V180L143 179V181L145 182V184H146V187L149 185V184H151L152 183V181L149 183V184H147L146 182L148 181V180H146ZM155 179L156 178H158V176H157V174L155 175V177H154ZM153 178V179H154ZM161 178V180H163ZM169 178H171V176H169ZM174 178V177H173ZM172 178V179H173ZM261 178V177H260ZM29 179V178H28ZM30 179V180H31ZM34 179V178H33ZM32 179V180H33ZM39 179H41L40 177H39ZM51 179V178H50ZM104 179H106V177L104 178ZM104 179L102 180L103 182H104ZM132 181H131V180ZM135 179H137V177L135 178ZM149 179V178H148ZM171 179V180H172ZM18 180H19V178H18ZM17 180V181H18ZM20 180H22V177L20 178ZM25 180V179H24ZM58 180V181H57ZM99 180V179H98ZM106 180H108V178L106 179ZM150 180H151V178H150ZM161 180H160V182H161ZM170 180V179H169ZM170 180V181H171ZM255 180V179H254ZM7 181H10V180H7ZM34 181V180H33ZM41 182L40 180H37V182ZM42 181H45V180H43L42 179ZM70 181V182H69ZM109 182H110V180H108ZM129 181H130V183H129ZM139 181H142V180H140L139 179ZM142 181V182H143ZM155 181V180H154ZM153 181V182H154ZM170 181H169V183H170ZM12 182V181H11ZM25 182V181H24ZM36 182V181H35ZM67 182H69V184H68V186L66 187V183ZM72 182H71V184L70 185H72ZM77 182H79V181H77ZM82 182V183H81ZM87 181H85V180H80V183H79V185L80 184H83V186H86L88 183H86ZM106 182V181H105ZM108 182V183H109ZM115 182V181H114ZM114 182H111L112 184H114ZM117 182H119L118 180H117ZM136 182L138 183V179L136 180ZM143 182V183H144ZM157 182V181H156ZM159 182V183H160ZM21 183V182H20ZM26 183V182H25ZM29 183V181H27V183L26 184H28ZM159 183H155V184H159ZM260 183V182H259ZM13 184V183H12ZM77 184V183H76ZM90 184V183H89ZM101 184H102V182H101ZM139 184V186L141 185L140 184V182L138 183ZM17 185H18V183H17ZM78 185V186H79ZM96 185V184H95ZM107 185H109V184H103V186L106 188L107 187ZM115 185V184H114ZM119 185H121V183H119ZM136 185V184H135ZM134 184H133V187H132V189L134 188V190L136 189V187L137 186H135ZM161 185V184H160ZM165 185V184H164ZM163 185V186H164ZM33 186H35V187H33ZM80 186H82V185H80ZM91 186V185H90ZM94 186V185H93ZM116 186V185H115ZM126 186V187H127ZM135 186V187H134ZM138 186V187H139ZM151 186V185H150ZM150 186H148V188L150 187ZM156 186V185H155ZM162 186V185H161ZM15 187V188H14ZM124 186L122 185V187H120V188H123ZM137 187V189L140 191V189ZM145 186H141V188H144ZM146 187H145V192L144 193H146L147 192V194H151V193H149L150 192V189L152 190V192H155V191H153V189H155V187H153V189L150 187L149 188V190H148V188L146 189ZM158 187H160V186H158ZM257 187V186H256ZM5 188V187H4ZM7 188V187H6ZM39 190H38V189ZM83 187H80L79 189H82ZM125 188V187H124ZM165 188V187H164ZM167 188H169V187H166V189ZM171 188H173V189H176V188H174V187H172L171 186ZM78 189V190H79ZM95 189V188H94ZM102 189V188H101ZM117 189H119V187L117 188ZM131 189V190H132ZM136 189V190H137ZM159 189V188H158ZM7 190H8V188H7ZM77 190V192H79ZM83 190V189H82ZM82 190H81V192H82ZM131 190H127V192L128 191H131ZM135 190V191H136ZM146 190H148V191H146ZM156 191H157V189H155ZM162 190H163V188H162ZM172 190V189H171ZM171 190H169V191H171ZM92 191V190H91ZM141 191L143 192V190L141 189ZM160 191V190H159ZM173 191V190H172ZM4 192H5V190H4ZM64 192V193H63ZM71 192H72V194H71ZM77 192H76V195H77ZM87 192V191H86ZM125 193L124 195H126V194H128V195H130V194H133L134 192H128V193ZM175 192H176V190H175ZM174 192V193H175ZM260 192H263V191H260ZM258 193V191H256L255 190V193L253 194V196H254V201L256 202L255 203V205H258V206H262V208H264V194L262 193ZM7 193V192H6ZM61 193H63V195L64 196H61L62 194ZM82 193H85L84 191L82 192ZM122 193H124V192H122ZM135 193H139V192H135ZM133 194V196L134 195H138V194ZM141 193V192H140ZM144 193H143V195H144ZM157 193V192H156ZM161 193V192H160ZM110 194V193H109ZM108 194V195H109ZM114 194V193H113ZM112 194V195H113ZM142 194V193H141ZM140 194V195H141ZM47 196V197H45L46 199H45V202H43L42 200L44 199V196ZM149 195H147V196H149ZM156 195V194H155ZM158 193H157V197H158ZM7 196V195H6ZM71 196H69V198H70V200H74V199H72L71 198ZM115 196H116V194H115ZM131 196V198H132V195H130ZM129 196V197H130ZM145 196V195H144ZM143 196V197H144ZM152 196H153V198L152 199H154V195L152 194ZM152 196H150V198L152 197ZM117 197V196H116ZM156 197V199L154 200L155 202H156V200L158 199ZM176 197V194H175V196H172V198H171V200L170 201H166L164 204H163V206L164 207H162L163 208V213H162V209H160V211L159 210H157V208L159 209V208H161V207H157V208H155V210H157V211H154V207H156V206H162L161 204L164 202V201H162V203L160 204L159 203V205H158V202H157V205H155L154 207H153V211H151L150 209H152V207L149 205V203H150V201L149 200H152V199H147V201H149V203H147V205H145L146 203L145 202H147L146 200L145 201H143V199L142 200H140V198H138V197H136L135 198V200H131L132 202V205H134V206H137V207H139L140 206V209H141V207H142V210H144V208H148V210H147V208L145 209V210H147L146 212H148V213H150V215L151 216H149L150 218H153V221H150L149 219H148V217H147V215H146V212L145 211H141L143 214H145L146 215V217L145 216H143L144 218H147L149 221H150V225H148V221L146 222L147 223V226H154V227H157V226H159V227H161L162 228V226H161V224H165V223H167V224H165V225H172V228L174 229V236L176 235V236H178L179 237V239H180V245L182 244V247H184L185 249H186V252L185 251H183L184 252V255H187V254H189V253H187V250H190V251H192L193 253H195V255L196 256H199V257H205V258H208V259H210V260H212V259H214L215 261L216 260H218V263H219V261H222V260H225L224 259V244L226 245V248H225V250L227 249V250H231V251H233L234 249V251L236 252V250H238V248H245V249H240V250H245L246 252H248V250H249V247L247 248V246L248 245H250L249 243H248V245H246L244 242V237L242 238L239 234H241V233H239V234H235V232L233 231V230H230L229 232H231V233H229V235L228 236H231V238L230 237H228L227 236V238L224 236V235H222L224 232H222L223 230H224V227L222 228V225H220V223H218V225H216V227H214V229H213V231H212V233L210 234V235H208V236H205V237H201V232L200 231H196V230H194V223H192L191 221H189V219L191 218V206L190 207H188V209H187V211H185L187 214H189V212H190V218L188 217L186 220H184V221H181V220H179L178 218H177V215H176V213H173L172 214V212H174V211H176L179 207H177V204L176 203H174L175 202V198ZM78 198H80V197H78ZM113 198H115L114 196H113ZM127 199H128V197H126ZM138 198V199H137ZM160 195H159V199L157 200V201H159L160 202ZM67 199V198H66ZM82 199H85V198H82ZM127 199H124V200H127ZM47 200V201H46ZM86 200V199H85ZM85 200H83L82 202L83 203H85ZM111 200V199H110ZM162 200H163V198H162ZM180 200H183V202H185L184 204H186L187 202H188V200L186 199V198H184V197H180ZM237 200H239L238 198H237ZM236 200V202H238ZM257 200V201H256ZM87 201V200H86ZM104 201V200H103ZM108 201V200H107ZM122 201V200H121ZM77 202V204L80 202L81 203V205L83 204L81 201H76ZM75 202V203H76ZM100 202V201H99ZM106 202V201H105ZM94 203V202H93ZM113 203V202H112ZM111 203V204H112ZM115 203V202H114ZM178 203H179V201H178ZM38 204V205H37ZM87 204V202L85 203V205ZM92 204V203H91ZM90 203H89V205L87 204V206L89 207L90 205H91ZM95 204H97V203H95ZM109 204V203H108ZM125 204H126V202H125ZM140 204V205H139ZM151 205H152V203H150ZM155 204V203H154ZM153 204V205H154ZM37 205V206H36ZM73 205V204H72ZM71 205V206H72ZM84 205V204H83ZM99 203L95 206V208H93L94 210L93 211H99V210H97V208H99ZM118 205V204H117ZM123 205V204H122ZM122 205H120V206H122ZM139 205V206H138ZM142 205V206H141ZM143 205H145V206H143ZM149 205V206H148ZM152 205V206H153ZM98 206V207H97ZM100 206H102V208L105 206V205H100ZM107 206V205H106ZM119 206V207H120ZM200 206V205H199ZM233 206V205H232ZM231 206V207H232ZM260 206V207H261ZM33 207V210L35 209ZM70 207V206H69ZM80 207V206H79ZM88 207H84V206H82V207H80V209L78 208V207H76V208H78L79 210H80V212L82 211V213H84V212H87L88 210H90L91 211V209H89ZM108 207H110V204H109V206ZM132 207V206H131ZM131 207H129V208H131ZM144 207V208H143ZM201 207V206H200ZM68 208V209H67ZM81 208H83L85 211L83 212V210H81ZM91 208V207H90ZM102 208H100V210L102 211ZM107 208V207H106ZM105 208V209H106ZM113 208V207H112ZM117 208V207H116ZM150 208V209H149ZM30 209H31V207H30ZM29 209V210H30ZM75 211H76V209H75V206H74V208H73ZM77 209V210H78ZM114 209H115V207H114ZM127 209V208H126ZM126 209H125V211H126ZM45 210V211H44ZM116 210V209H115ZM124 210V209H123ZM123 210H122V213H123ZM129 210V209H128ZM127 210V211H128ZM134 210H136V209H134ZM137 210H139V209H137ZM135 211V214H136V212H138V211ZM192 210H193V213H196V214H199V210L200 209H198V208H196V207H192ZM226 210V209H225ZM224 210V211H225ZM40 211H37L38 213L40 212ZM140 211V210H139ZM223 211V212H224ZM228 213H229V211L228 210H226ZM226 211H225V213H226ZM66 212V213H65ZM89 212V211H88ZM100 212V211H99ZM140 212V213H141ZM162 213L161 215L159 214V216H158V214H156V213ZM233 212H235V211H233ZM264 212V211H263ZM21 213V212H20ZM35 213H36V210H35ZM37 213V214H38ZM54 213V214H53ZM74 213V212H73ZM93 213V212H92ZM92 213H88L89 215H92ZM101 213V212H100ZM99 213V214H100ZM141 213V214H142ZM147 213V214H148ZM80 214V213H79ZM93 214H95V213H93ZM96 214H98V213H96ZM133 213H131V216H132V218H133V216H135L134 214L132 215ZM138 214V216L140 215L139 213H137ZM23 215V214H22ZM36 215V214H35ZM72 215V214H71ZM71 215H69V216H71ZM74 215V214H73ZM87 215V214H86ZM113 215V214H112ZM125 215H127V213L125 214ZM129 215V214H128ZM225 215H227V214H225ZM264 215V214H263ZM38 215H37V217H39ZM47 216V215H46ZM66 217H67V215H65ZM69 216H68V218H69ZM88 216V215H87ZM28 217V216H27ZM61 218H63V216H60ZM74 217V216H73ZM80 217H82V216H80ZM80 217H75L76 219L77 218H79L80 219ZM89 217V216H88ZM87 217V218H88ZM100 217V216H99ZM122 217V216H121ZM124 217V216H123ZM123 217H122V219H120V217H118V220L120 219V220H124L123 219ZM127 217L129 218V216H126L125 217V221L127 222ZM140 217V216H139ZM138 217V218H139ZM225 217V216H224ZM227 217H230V216H228L227 215ZM33 218V217H32ZM70 218H72V217H70ZM141 218H142V216H141ZM231 218V217H230ZM264 218V217H263ZM29 219H31V217L29 218ZM89 219V218H88ZM127 219V220H126ZM130 219V218H129ZM134 219V218H133ZM221 219H223L222 217H221ZM220 219V221H223V220H221ZM225 219V218H224ZM227 219V218H226ZM54 220V221H53ZM70 221V219H67V221ZM72 220V219H71ZM80 220H82V218L80 219ZM99 220H101V219H99ZM119 220V221H120ZM140 220V218L138 219V221ZM152 220V219H151ZM61 221V220H60ZM64 221H66V220H64ZM68 221V222H69ZM75 220L73 219V222H74ZM79 221V220H78ZM112 221V220H111ZM111 221H109V222H111ZM138 221L137 222H133V221H131V219H130V221H128L130 224H128V222L127 223H124V225L126 224H128V225H132L131 223L133 222V224H135V223H138ZM229 221H231V220H229ZM82 222V221H81ZM85 222V221H84ZM99 222V221H98ZM108 222V223H109ZM113 222H116V221H114L113 220ZM226 222V221H225ZM225 222H224V224H225ZM259 222V221H258ZM56 223H57V221H56ZM70 224H71V222H69ZM75 223H76V221H75ZM100 223H101V221H100ZM120 223H121V221H120ZM139 223H142L141 221L139 222ZM138 223V224H139ZM222 223V222H221ZM229 223V222H228ZM227 223V224H228ZM262 223V222H261ZM260 223V224H261ZM64 224H67V222L66 223H64ZM63 224V227L65 228H63L64 230H67V227H66V225H64ZM80 224V223H79ZM79 224H77L78 226H79ZM107 224V223H106ZM116 224H117V222H116ZM116 224H114V225H116ZM118 224H119V222H118ZM117 224V225H118ZM121 224H123V223H121ZM120 224V225H121ZM143 224H145V223H143ZM178 224H180L179 225V227H177V225ZM223 224V225H224ZM232 224V223H231ZM58 225V223L56 224V226ZM60 225H61V223H60ZM69 225V224H68ZM83 225V224H82ZM82 225H80V226H82ZM109 225V224H108ZM107 225V226H108ZM123 225V226H124ZM126 225H125V227H123L122 228V226H121V228L123 229V231L122 232H124V230L126 229ZM141 225V224H140ZM233 225V224H232ZM256 225V224H255ZM59 226V225H58ZM74 226V225H73ZM76 226V225H75ZM85 226H88L89 227V225H87V223L85 224ZM111 226H112V224H111ZM119 226V225H118ZM133 226V225H132ZM135 226V225H134ZM146 226V225H145ZM225 226V225H224ZM230 229H231V227L229 226V224L227 225ZM226 226V227H227ZM234 226V225H233ZM60 228H62L61 226H59ZM106 227V226H105ZM110 227V226H109ZM136 227H138L137 225H136ZM154 227H152V229H154ZM165 227V226H164ZM254 227H256V229H257V225L256 226H254L253 225V228ZM258 227H260V226H258ZM112 227H110V229H111ZM114 228V227H113ZM116 228V227H115ZM119 228V227H118ZM121 228L119 229V230H121ZM128 228H130V226L129 227H127V229ZM132 228V227H131ZM130 228V229H131ZM142 228H143V226L141 227V230H142ZM160 228V229H161ZM229 228L228 229H226L225 228V230H229ZM261 229H262V227H260ZM55 229H56V227H55ZM58 229V228H57ZM89 229V228H88ZM107 229H109V228H107ZM126 229V230H127ZM147 229V228H146ZM159 229V228H158ZM235 229V228H234ZM22 230V231H23ZM29 230V231H28ZM72 230V229H71ZM70 230V231H71ZM90 230V229H89ZM92 230V229H91ZM112 230V229H111ZM110 230V232H112ZM116 230V229H115ZM115 230H113V231H115ZM118 230V229H117ZM126 230H125V232H126ZM129 230V229H128ZM135 230V229H134ZM149 230V229H148ZM151 230V229H150ZM155 230V229H154ZM164 228L162 229V230H160L161 232H160V234H164L165 232H166V230H165V232H164ZM38 231V230H37ZM62 231V230H61ZM61 231H59L60 233H62ZM69 231V230H68ZM77 231V230H76ZM76 231H72V232H76ZM95 231V230H94ZM139 231H140V229H139ZM144 231H145V229H144ZM153 231V230H152ZM156 231H157V228H156ZM164 233H163V232ZM196 231V232H195ZM32 232V230L29 232V233H31ZM58 232V231H57ZM66 233H67V231H65ZM85 232V231H84ZM89 232V231H88ZM88 232H86L87 234H89ZM108 233V234H111V233ZM130 232H132V233H134L133 231H130ZM138 232V231H137ZM136 232V233H137ZM141 232V231H140ZM154 232V231H153ZM24 233V232H23ZM28 233V234H29ZM33 233H35V231L33 232ZM51 234L49 235L50 237H48V232H47V237L49 238H47L46 236H44V237H46L48 240V243H47V245L48 246H51L52 248H53V250H58L59 251V247L58 248H55V245H56V243H58L57 241V239L55 238V236H54V234H52L53 233V231H51L50 232ZM59 233V234H60ZM81 233H83L82 232V230L80 231V235L82 236V234ZM92 233V232H91ZM100 233V232H99ZM129 232H127V234H128ZM139 233V232H138ZM137 233V234H138ZM149 233V232H148ZM147 233V231H146V233L144 234V235H146V234H148ZM157 233H159V231L157 232ZM222 233V234H221ZM227 233V232H226ZM39 234V233H38ZM41 234V233H40ZM46 233H43V234H41L42 236L43 235H45ZM56 234V233H55ZM58 234V235H59ZM62 234H64V233H62ZM75 234V233H74ZM77 234H79V233H77ZM84 234V233H83ZM93 234V233H92ZM92 234H90V235H92ZM112 234H114V232H112ZM112 234H111V236H112ZM131 234V233H130ZM137 234H135L136 235V237L135 238H137V240H138V237L140 236V234L137 236ZM150 234V233H149ZM148 234V235H149ZM166 234V233H165ZM228 234V233H227ZM263 234V233H262ZM35 235V234H34ZM36 235H37V232H36ZM35 235V236H36ZM57 235V234H56ZM61 235V234H60ZM71 235V234H70ZM89 235V236H90ZM117 235V237H118V234H116ZM116 235H114L115 237H116ZM124 235V234H123ZM34 236V237H35ZM39 236V235H38ZM72 236V235H71ZM86 236V235H85ZM92 236H94V235H92ZM106 236V235H105ZM114 236H113V238H112V240L114 239ZM120 236V235H119ZM127 236V235H126ZM126 236H124V237H126ZM26 237V236H25ZM58 238L60 237V236H57ZM68 237V235L67 236H65V238H67ZM100 237V236H99ZM115 238L116 240L115 241H118L119 242V240L122 238V239H124V237H122V235L120 236L121 238H119V240H118V238ZM164 237H166V236H164ZM263 237V236H262ZM45 238V239H46ZM92 238V237H91ZM110 237H108L107 238V240H111V239H109ZM134 237H133V239H135ZM247 238V237H246ZM27 239H30L29 241L31 242V240H32V236L31 237H27ZM42 239V238H41ZM40 239V236H39V240H41ZM70 239V238H69ZM69 239H67V241L69 240ZM94 239V238H93ZM93 239H91L92 241H93ZM126 239H128V238H126ZM130 239V238H129ZM132 239V238H131ZM140 239H141V237H140ZM149 239V238H148ZM243 239V240H242ZM264 239V238H263ZM36 240V239H35ZM38 240V239H37ZM36 240V241H37ZM54 240V241H53ZM57 240V241H56ZM84 240H86V239H84ZM90 240V239H89ZM105 241V243H107L108 242V244H109V242L110 241ZM147 240V239H146ZM145 240V238H144V243H142V242H140V240L138 241L140 244L142 243V244H145V242H147ZM246 240V239H245ZM45 241V240H44ZM63 241V240H62ZM100 241V240H99ZM104 241V240H103ZM102 241V242H103ZM122 241V240H121ZM132 241V240H131ZM135 241H136V239H135ZM244 241V242H243ZM247 241V240H246ZM32 242H34V240H32ZM112 242V241H111ZM118 242L116 243V245H118ZM137 242V241H136ZM249 242V241H248ZM262 242V241H261ZM38 243V242H37ZM41 243H44V242H42L41 241ZM60 243H61V240H60ZM79 243V242H78ZM82 243V242H81ZM104 243V244H105ZM132 243H134V241L132 242ZM138 243V244H139ZM264 243V242H263ZM5 244V243H4ZM28 244V243H27ZM31 244V243H30ZM112 244V243H111ZM110 244V245H111ZM115 243H113L112 245H114ZM137 244V243H136ZM139 244V245H140ZM141 244V245H142ZM252 244V243H251ZM34 245H38V244H34L33 243V245H31L32 247L31 248H34L35 246ZM42 245V244H41ZM68 245V244H67ZM100 245V244H99ZM99 245H97V246H99ZM112 245H111V249L113 250V248H112ZM120 245H121V242H120ZM126 245V244H125ZM148 245V244H147ZM29 246V245H28ZM40 245H38V247H39ZM45 246V245H44ZM44 246H40V248H42V247H44ZM56 246H58V245H56ZM107 246V245H106ZM124 245L122 244V247H123ZM131 245L130 244H128V246H125L126 248L128 247H130ZM145 246V245H144ZM253 246V245H252ZM30 247V246H29ZM60 247H61V245H60ZM100 247V246H99ZM108 247V246H107ZM122 247L120 248V249H122ZM131 247H133V246H131ZM147 247V246H146ZM254 247V246H253ZM253 247H252V249H253ZM39 248V249H40ZM51 248V249H52ZM63 248H64V246H63ZM75 248V247H74ZM79 248V247H78ZM106 248V247H105ZM105 248H102V251L105 249ZM110 248H108L109 250H110ZM125 248V249H126ZM148 248V247H147ZM51 249H49V251L51 250ZM66 249V248H65ZM99 249L100 248H98V251H99ZM107 249V248H106ZM105 249V250H106ZM107 249V250H108ZM115 249H117V248H114V251H115ZM133 249V248H132ZM248 249V250H247ZM251 249V248H250ZM255 249V248H254ZM253 249V250H254ZM257 249V248H256ZM32 250V249H31ZM34 250V249H33ZM45 250V249H44ZM55 250V251H56ZM61 250V249H60ZM67 250H68V247H67ZM79 250V249H78ZM118 250H119V248H118ZM129 250V249H128ZM139 250V249H138ZM147 250V249H146ZM150 250V249H149ZM148 250V251H149ZM239 250V251H240ZM37 251V250H36ZM39 251V250H38ZM114 251H113V253H114ZM121 251H123V250H121ZM126 250H124L123 251V254H124V252H125ZM130 251H131V249H130ZM128 251L129 253H127V254H129L130 256L133 254L134 255V253L131 251ZM134 251H135V249H134ZM189 251V252H190ZM233 251V252H234ZM236 252V254H238V253H240V252ZM34 252H35V250H34ZM33 252V253H34ZM42 252V251H41ZM62 252H64V249L62 250ZM61 252V255L63 254V256L64 255H66V256H68L67 254H68V252H70V251H67V254H65V253H62ZM107 252V251H106ZM106 252H104V254H106ZM109 252V251H108ZM110 252H111V250H110ZM110 252H109V254H110ZM119 252V251H118ZM118 252H117V254H118ZM253 252V251H252ZM255 253L256 252H258L257 250L256 251H254ZM8 253H10V252H8ZM30 253V252H29ZM39 253V252H38ZM38 253H37V255H38ZM46 253V252H45ZM49 254H51V252H48ZM53 253H56V252H54L53 251ZM112 253V254H113ZM125 253V254H126ZM132 253V254H131ZM137 253V252H136ZM193 253H191L190 252V255H192ZM242 253V252H241ZM243 253H245V252H243ZM241 254L242 256L244 255V254ZM1 254V253H0ZM3 254V253H2ZM43 254V253H42ZM71 254V253H70ZM83 254H84V252H83ZM82 254V255H83ZM89 254V253H88ZM97 254H99V253H97ZM108 254V253H107ZM111 254V255H112ZM144 254V253H143ZM147 254H148V252H147ZM235 254V253H234ZM10 255H11V253H10ZM9 255V256H10ZM40 255V254H39ZM46 255H48V254H46ZM54 255V256H53ZM58 255V253H56V254H52L51 255V257H52V259H55L54 261H56L57 262V260H58V258L56 259V257H61L60 255L59 256H57ZM111 255H109L108 257H106V259L108 258V260L110 259V257H112ZM119 256H121L120 254H118ZM254 255H257V254H254ZM259 256L261 255V254H258ZM5 256H7V255H5ZM25 256H27V258H25ZM62 256V257H63ZM66 256H64V257H66ZM78 256H79V254H78ZM86 256H87V253H86ZM89 256V255H88ZM90 256H92V255H90ZM90 256L88 257V258H90ZM124 256H126V255H124ZM128 256V255H127ZM130 256L128 257L130 260H131V258H130ZM135 256V255H134ZM246 255H244L243 257L244 258H247V256L245 257ZM251 256V255H250ZM258 256V257H259ZM263 257H264V255H262ZM44 257H45V255H44ZM46 257H48V256H46ZM49 257H50V255H49ZM55 257V258H54ZM69 258H71L70 256H68ZM81 257V256H80ZM98 257V256H97ZM105 257V256H104ZM104 257H102V258H104ZM115 257H116V255H115ZM122 257V256H121ZM249 257V256H248ZM253 258L252 259H254V257L255 256H252ZM257 257V256H256ZM256 257H255V260H254V262H256ZM261 257V256H260ZM0 258H2V257H0ZM42 258H43V256H42ZM75 258H77L76 256L75 257H73L72 259L73 260H75ZM114 258V257H113ZM118 258V257H117ZM124 258V257H123ZM243 258V259H244ZM250 258V257H249ZM262 258V257H261ZM3 259V258H2ZM49 259V258H48ZM62 259H64V258H62ZM78 259H79V257H78ZM101 259V258H100ZM100 259H98V260H100ZM118 259H120V258H118ZM132 259L133 260H135L133 257H132ZM137 259V258H136ZM142 259V258H141ZM147 259H149V257H147ZM154 259V258H153ZM156 259V258H155ZM158 259V258H157ZM161 259V258H160ZM208 259H205L206 261H209ZM89 260V259H88ZM92 260V259H91ZM105 260V259H104ZM112 260V261H111ZM110 261H111V263L110 262H108V263H110V264H112V263H114V261H116V260H113V259H111ZM138 260H140V259H138ZM150 260V259H149ZM162 260V259H161ZM213 260V261H214ZM245 260H247V259H245ZM251 260V259H250ZM65 261V260H64ZM69 261V260H68ZM118 261V260H117ZM126 262H127V260H125ZM164 261V260H163ZM214 261V262H215ZM249 261V260H248ZM53 262V263H52ZM59 262V261H58ZM58 262H57V264H58ZM60 262L62 263V260L60 259ZM59 262V263H60ZM73 262H75V261H73ZM72 262V263H73ZM77 262V261H76ZM74 263V264H78V262L77 263ZM99 262H101V261H99ZM104 262V261H103ZM132 262V261H131ZM138 262V261H137ZM141 262V261H140ZM152 262V261H151ZM153 262H155V260L153 261ZM159 262V261H158ZM162 261H160V263H161ZM210 262V261H209ZM213 262V263H214ZM253 262V261H252ZM258 262H259V260H258ZM64 263H66V261L65 262H63V264ZM71 263V264H72ZM147 264H148V262H146ZM150 263V262H149ZM156 264H158L157 262H155ZM263 263V262H262ZM0 264H2V263H0ZM10 264H12V263H10ZM16 264V263H15ZM83 264V263H82ZM105 264V263H104ZM123 264V263H122ZM125 264V263H124ZM132 264V263H131ZM134 264V263H133ZM144 264V263H143ZM151 264V263H150ZM152 264H154V263H152ZM166 264V263H165ZM256 264V263H255ZM259 264V263H258ZM261 264V263H260Z\"/></svg>", "mask_w": 264, "mask_h": 264}]
</instances>
